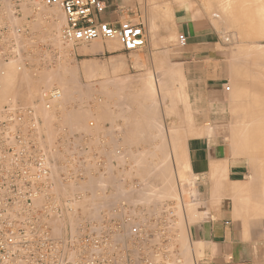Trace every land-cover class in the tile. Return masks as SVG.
<instances>
[{"label":"bare ground","instance_id":"6f19581e","mask_svg":"<svg viewBox=\"0 0 264 264\" xmlns=\"http://www.w3.org/2000/svg\"><path fill=\"white\" fill-rule=\"evenodd\" d=\"M37 1V0H36ZM42 4H44V5H46V7L47 6H57V7H47V9L45 8V7H43V5L42 6H39L40 4H38L37 2H32V1H30V0H25L24 2H22V4H21V6L23 7V13H28L29 14V12L31 11L28 7H27V4H28V2H31L32 3V5L33 6H36V9L38 10L37 12L39 13H41L42 14V12L45 14V16H46V13H45V11H47L48 10V8L49 9H51V12L49 11V14L47 15V16H49V17H47V18H49L50 19V22H49V24H48V27H47V30H45L44 31V33H42L41 34V36L42 35H45V37H46V39L47 38H49V39H47L48 41L49 40H52V42L53 41H57L56 43H59V41H60V43H61V40L63 39L64 41H66V42H68V43H72L73 45H75V44H78L76 47H72L71 45H68L69 46V50H68V53H71L73 50H75L76 48H79L80 49V51H83L84 53H91V54H99V53H103V51H104V47H105V45L107 46V48H109V50H111V52H109L108 50V53H113L112 51L113 50H117V49H119V47L121 46V49L122 50H124V51H127V52H134V51H140V49H142L144 46H145V44H146V30H145V28L143 27V25L142 24H139V23H135V22H131L129 19H127V18H125L124 20H122L120 23H123V22H128V23H130V24H138V25H141V28H142V31H143V37H144V44L141 46V47H139V48H137V49H135V50H126V49H124V47L122 46V44H121V42L119 41V39L118 38H116V37H112V38H105V37H96V38H92V39H88V40H83V39H76V40H73V39H71V40H65L64 38H63V30H64V28H65V26H66V20H65V14H64V11H63V9H62V7L58 4V3H53V4H47V3H45L43 0H39ZM177 1V0H176ZM262 0H199V2L198 3H196V1L194 0H192L190 3H192L191 5L189 4V2H187V3H185V6L183 7L182 6V8H178V9H176V7H175V10H174V16H176V15H178V18H179V21L181 20V21H183V20H187V19H191V18H198V17H205V15L207 14L208 16H209V21H211L212 22V24L214 25V27L215 28H217V29H222V28H220V26H227L228 28H229V26H235L236 28H238L239 30H238V32L239 31H241V33L242 34H240V36L242 35L243 36V38L242 39H246V38H249L250 40H251V42H253V39H255V38H253V39H251V33H253V35H254V31L258 28V29H262V27L261 26H259V27H257L258 25H261V23L262 22H264V1H262ZM260 2V3H259ZM4 4V5H3ZM12 5H13V3H11ZM173 4V3H172ZM179 4V3H178ZM183 4V3H182ZM187 4V5H186ZM5 5H9L8 4V2H7V4H6V2H4V0L2 1V0H0V22H2V25L1 26H3V27H1L0 29H3L4 30V32H6L7 30H9V28H11V27H9V26H7L5 23L6 22H4V14H5V17L7 18V21H10L9 23H11L12 25L14 24V25H17V27H18V29H19V31L20 32H22V31H24L25 29L27 30V26L24 24L25 22L22 20V19H19V17H17V15L15 14V11H13V10H11V12H10V10H8L9 12H10V15L9 16H7V14L8 13H6L5 12V10L7 9L6 7L7 6H5ZM165 5H166V3H165ZM180 5H181V3H180ZM179 5V6H180ZM260 5V7L258 8V6ZM2 6H5L4 8L5 9H2L3 7ZM163 6H164V4H163ZM167 6H169L168 8H170V5L168 4V5H166V7H164V9L165 8H167ZM174 6H175V4H174ZM179 6H177V7H179ZM257 6V7H256ZM11 7V6H10ZM162 7V6H161ZM160 7V8H161ZM181 7V6H180ZM254 7H255V9H254ZM261 7H263L262 9H260ZM60 8L62 9V13L64 14V21H63V23H64V25L63 24H61L62 22H60L59 24L57 23V21L55 22L54 21V17H56L57 19L58 18H60V16L59 15H62L61 16V18L60 19H62L63 18V14L61 13V11H60ZM22 9V8H21ZM35 9V8H34ZM154 9V8H153ZM157 9H158V7H157ZM163 9V7L161 8V10ZM173 9H174V7H173ZM148 10V9H147ZM170 10V9H169ZM154 11V10H153ZM156 11V10H155ZM163 11V10H162ZM161 11V12H162ZM168 11V10H167ZM60 12V13H59ZM159 12H160V10H159ZM170 12V11H169ZM175 12H178V14H176ZM48 13V12H47ZM30 14H31V12H30ZM163 14H167V12H164ZM25 15V14H24ZM32 15V14H31ZM36 15V14H35ZM43 15V14H42ZM170 15V14H169ZM44 16V17H45ZM156 16V15H155ZM143 18V17H142ZM152 18V17H151ZM169 18H172V17H170L169 16ZM167 19V18H166ZM38 20V19H37ZM169 20V19H168ZM60 21H62V20H60ZM38 22H40V21H38ZM38 22L37 23H35V24H37L38 25ZM58 22H59V20H58ZM8 23V22H7ZM34 23V22H33ZM45 23H47L46 21H45ZM106 23H108V22H106ZM119 23V24H120ZM4 24V25H3ZM31 24V23H30ZM110 24V23H109ZM119 24H118V26H119ZM34 25V24H33ZM39 25H40V23H39ZM38 25V26H39ZM43 25V24H42ZM59 25H63V27H62V30L61 31H59ZM113 26V25H112ZM118 26H114V27H118ZM152 26V25H151ZM263 27H264V25H262ZM32 27V26H31ZM35 27H36V25H35ZM16 28V27H15ZM14 28V29H15ZM38 28V27H37ZM36 28V29H37ZM44 28V27H43ZM17 29V30H18ZM31 30V28H29L28 27V30ZM33 29H34V27H33ZM39 29V28H38ZM16 30V29H15ZM225 30V29H224ZM262 30H264V29H262ZM11 31V29L9 30V32ZM43 31V30H42ZM174 31V30H173ZM258 31V30H257ZM11 32H14V31H11ZM17 32V31H16ZM26 32V31H25ZM61 32V37H62V39L60 40V37H59V33ZM225 32V31H224ZM228 32V31H227ZM28 33V32H27ZM33 33V32H32ZM221 33V32H220ZM259 33H260V31H259ZM13 34H15V33H13ZM12 34V38L13 39H11V40H9V42H6L7 44L6 45H2L1 43V47H0V49H2L3 51L2 52H0V57L2 58V60L0 59V101H1V98H3L2 97V95H3V93H9V95L8 96H6L5 97V99L3 100L4 101V103L0 106V122L2 121V123H3V125H4V127H5V129H7V132H6V134L4 135V140H3V142H4V145H3V147H4V149H2V152H1V155H3L8 161H5L4 162V165L6 166V168L7 169H9V170H13L14 168H18V170H24V171H28L29 169H31L32 167H40V173H38V174H36V176L33 178V179H31V180H28V181H23V180H21V179H18L16 182H17V184H18V186L20 187V193H19V197H20V200L18 201V204H26V203H28L29 201L30 202H33V204H35V206L37 207L35 210L36 211H31V212H29V213H26V215L27 216H25L26 217V219H24V220H22V225H24V226H26V227H28L29 228V231L31 232V233H34V234H49V236H50V238L51 239H53V240H55V241H60L62 244H63V247H62V249L65 251V254H66V259H68L69 260V262H68V264H76L75 263V259H77L78 257H79V254H80V252L82 251V249H84L86 246H89L88 248H85V250L86 251H90V250H94V247L93 246H91V245H84V246H78V244H76L75 243V241L73 240V238H72V236L74 235V234H77V235H79V236H83V235H85V234H99V230L100 231H107V243H109V242H119V243H121V245H122V247H118V250H117V253L119 254V261H118V264H135L137 261H136V258L134 259L136 262L135 263H133L134 261H133V258H132V256H133V251L135 250V251H137V254H138V252L140 253V255L138 254V256H139V259H138V263L139 264H152L153 263V261H151V262H149V261H146V259L144 258V260H142V257H145L144 255V253L145 252H142L141 250H142V248L141 247H138V246H136V244L137 243H140V244H142L143 246L146 244V240H147V242L149 243V245H148V249L147 250H151V248L153 249L154 248V246L152 245L153 243H150L151 242V239H152V236L154 237V234H150V235H148V237H147V239H146V237H145V234H143L142 236H140L139 234H137V232H139L140 231V225L139 226H135L134 224H136V223H138V222H136V223H132V222H134V221H137V219L136 220H134V221H131L132 219L130 218L129 220H127L126 221V219H125V221L126 222H128L127 223V225L129 226H132V224L134 225V226H132L130 229H127L125 232H127L128 230V232L126 233V236L127 235H129L130 237L129 238H131V240H129L130 241V243H127V244H123L122 243V239L120 238V236L121 235H124V233H120V234H117L118 233V231H119V228L121 229L122 227H123V225H122V223L120 224L118 221L123 217V215H122V217L121 216H116V211H117V213L118 212H120V211H122V208L124 207V203H122V201H121V203H120V205L118 204V206H119V209L118 208H115V210L114 209H111V210H109V206H107L106 208H105V210H104V205H107L108 203H106L105 202V200L104 201H102V203L104 202V203H106V204H101V202L100 203H98V202H96V201H93L92 199H94V198H97V197H100V195L98 196L97 195V197L95 196L96 194V189H95V191H93L92 192V196H95V197H92L91 196V191L92 190H94V189H92L91 191L90 190H87L88 188L90 189L91 187L90 186H86L87 188H84L85 190H87V191H89L90 192V194H89V198H91L90 199V201L92 200L93 201V203H97V204H95L96 206L97 205H99L100 204V208H102V210H104V211H102V213L101 214H99L98 213V210H95V212H94V214H92V210H94V209H97L99 206H95V205H93V203L92 204H90L91 202H89V201H87L88 203H86V202H84L86 199H87V197H86V199L83 201H81V202H84V203H86L85 204V209L87 208V207H89V205L87 206V204H90V206L91 205H93V206H95V208L94 209H92V210H88L91 214H90V216L91 215H95V216H93V218L94 217H96V219L95 220H93V218H92V216H91V220H88L89 218H87V219H85L84 217H81V218H84V220L85 221H83L82 219H75V220H78L79 222L78 223H75V221L74 222H72V223H75L74 225H75V227H71V228H73V230L71 231L70 230V232H66L67 234H65V233H60V232H58L59 231V228H60V226L62 227V225L63 224H61L62 222H61V220H60V226H57V227H59V228H57L58 230H56L55 229V221H52L53 220V218H54V220H56L55 218H57L56 217V213L58 212L59 213V211L60 210H62L61 208H60V205L58 204V197L59 196H57L56 194H55V192H57L58 194H62V196H63V193L65 194V191H67V188L68 187H66V185H68V183H69V181L74 177V176H78L80 179H84L83 178V175L85 174V176H87V174H89L88 172H90V170H85L86 172H84V169H82L81 167H79L80 166V164L81 165H83L82 163H80L79 164V166H78V164H77V162H78V159L77 158H79V157H76V159H75V157L73 158V157H70V155L69 154H62L60 151L62 150V149H64L63 147H62V149L60 150V151H58V152H56V151H53L52 150V144H51V140H52V136H50L51 135V131H49L47 128H49L50 126H49V124L50 125H52V123H54L55 122V119H54V117H56V114H58L59 116H63L64 118H65V115H63L62 113L63 112H61L62 110H64L61 106V103H64V102H62V99L63 98H65V97H63L62 98V93H64V94H67L68 92L70 93L71 92V89L70 88H72V86H73V84H72V86L70 87V84H69V81L70 82H72L71 80H69V78H70V76H68L67 75V73H69L70 75L71 74H75L76 73V71H77V69H80V71L81 72H83V74L85 75V76H87V77H93V76H104V75H113L114 73H116V72H118V71H120L121 72V70H124V69H127V58L126 57H124L123 55H118V57H113V58H111V59H109V60H105V59H87V60H82L81 61V63L79 64V65H73L72 63L71 64H67V63H65V62H63V63H61L62 64V66H61V71H59V73L58 72H56L57 71V69L52 73H49V71L47 72H45V70L43 69V70H37L36 68H33L32 69V67H31V69L30 68H27V66H25V65H23L22 63H21V60L23 59H21L20 58V51L18 50L19 48V46L21 45V42H20V39H21V41L22 40H24V38H26L27 36H23V39H22V35H24L23 33H19L21 36V38L19 39V38H17V39H14L15 37V35H13ZM18 34V33H17ZM18 34V35H19ZM30 35H32L31 34V32L29 33ZM174 34H176V31L174 32ZM180 34H182V33H179L178 34V36H177V42L179 43V48L180 47H184L185 45H186V42H187V38H186V36L184 35V34H182L183 36H185V38H186V41H185V44L184 45H182L181 46V40L179 41V35ZM222 34V33H221ZM6 35V34H5ZM4 35V36H5ZM17 35V36H18ZM28 35V34H27ZM234 35V34H233ZM10 36V35H9ZM34 36L35 35H33V38H34ZM36 36H38L37 34H36ZM256 36V35H255ZM259 36V35H258ZM261 36V35H260ZM30 37V36H29ZM38 37H40V35L38 36ZM43 37V36H42ZM42 37H41V39H42ZM44 37V38H45ZM173 37L174 36H171V35H168V40L169 41H167L166 43H168V44H166L165 43V45H164V47H166V48H163V51H164V53H163V51L162 50H159V49H157L156 51H155V53L158 55V53H161L160 51H162V53L164 54V55H166L167 56V54L169 53V51H170V49H172V45H174V43L172 44V42H173ZM254 37V36H253ZM7 40H8V38H7V36L5 37ZM4 38V39H5ZM31 38V37H30ZM260 38V37H259ZM1 39V38H0ZM36 39V38H35ZM40 39V38H39ZM100 39V40H99ZM27 41H28V44L30 43V45H32L31 43H32V40H30V39H26ZM25 40V41H26ZM44 40V39H43ZM257 40V39H256ZM1 41V40H0ZM31 41V42H30ZM46 41V40H45ZM104 41H105V44H104ZM174 41H176L175 39H174ZM234 41V40H233ZM51 42V43H52ZM26 42H24V44H25ZM36 43V42H35ZM34 43V44H35ZM55 43V42H54ZM59 43V44H60ZM58 44V45H59ZM258 44V43H257ZM263 44V43H262ZM262 44H261V46H262ZM30 45H27V47L28 46H30ZM60 45H62V44H60ZM241 45V44H240ZM243 45V44H242ZM241 45V46H242ZM247 45V44H246ZM64 46V45H63ZM62 46V47H63ZM167 46H169L170 48H167ZM232 46V45H231ZM235 46V45H234ZM233 46V47H234ZM254 47V46H258V45H256L255 43H250V45H249V47ZM55 47V46H54ZM146 47V46H145ZM148 47V46H147ZM230 47V46H229ZM243 47H244V45H243ZM263 47H264V44H263ZM178 48V47H177ZM258 48L259 47H257V49L255 48V50H258ZM260 48H262V47H260ZM239 49H242V48H239ZM245 49H247V48H245ZM30 50V49H29ZM243 50V49H242ZM251 50V49H250ZM249 50V51H250ZM252 50H254L253 48H252ZM261 50V49H260ZM260 50H258L257 52H260ZM19 51V52H18ZM233 51H234V49H233ZM235 51H237V49H235ZM235 51L233 52L234 53V55L236 56H238V54H240V52H239V50L235 53ZM241 51V50H240ZM244 51V50H243ZM246 52L248 51V50H245ZM13 52V53H12ZM230 52H231V49H230ZM242 52V51H241ZM35 53V52H34ZM232 53V52H231ZM243 53H245V52H243ZM242 53V54H243ZM261 53V52H260ZM262 53L264 54V50L262 51ZM31 54V53H30ZM64 54V53H63ZM163 54H161L162 56H163ZM242 54H241V57H243L242 56ZM252 54H253V52H252ZM15 55V58H12V59H10V60H8V61H6L10 56H14ZM131 55V54H130ZM230 55V54H229ZM232 55V54H231ZM249 55V54H248ZM256 55V54H255ZM258 55H259V53H258ZM257 55V56H258ZM262 55V54H261ZM258 56L259 57V59H260V57H263V56ZM160 56V55H159ZM166 56H165V59H167L166 58ZM249 56H251L252 57V55H249ZM248 56V57H249ZM26 57V56H25ZM28 57V56H27ZM30 57V56H29ZM164 57V56H163ZM231 57V56H230ZM229 57V58H230ZM247 57V56H246ZM255 57V56H254ZM258 57H256V59L255 60H257V58ZM131 58V61L134 63L133 65H135L136 63L137 64H139V62L142 60L141 58V56L139 55V54H136V55H132V57H130ZM160 58V57H159ZM232 58H234V56H232L230 59H231V61H230V59L228 60V62L230 61V64H228L229 65V72H228V75H229V73H230V75L228 76V77H230L231 76V80H232V84L233 85H231L232 87H233V89H232V98H233V94L234 95H236V93H238L237 91H236V89H238V88H240V86L242 87V86H244L241 82H239V78H241L242 77V73H243V71L246 69V65L244 66V70H242L241 68H239L240 66L241 67H243V65H238V62L237 61H242V59L244 58H242V59H236V57L234 58V59H236V60H232ZM163 59V58H162ZM258 59V60H259ZM33 60H35V59H33ZM37 60V59H36ZM140 60V61H139ZM157 60H158V58H157ZM254 59L252 58V61H253ZM255 60L253 61V62H255ZM262 60H264V57L262 58ZM39 61V60H38ZM41 61H43V60H41ZM160 61V60H159ZM166 62L168 61V60H165ZM239 62V63H242V62ZM245 61V60H244ZM259 61H261V60H259ZM23 62V61H22ZM36 62V61H35ZM246 62H248V61H246ZM245 62V63H246ZM257 62V61H256ZM170 64L172 63V62H169ZM169 63H167V66H165V67H163V71L161 72V74L160 75H158V76H153L152 75V79H150V80H141L142 79V77H143V79H144V76H142V75H140L141 76V79H140V81H138L137 79H135V81H134V78H133V80L131 79V80H127L128 82H132L133 84H138V85H140L139 87H141V90L143 91L142 93H144V94H146L147 95V97L148 98H150L149 100L148 99H146V97H145V95H144V97L145 98H143V102L145 103V101L146 100H148L149 101V103H148V101L146 102V106H147V104H151V105H154L155 107L159 104V103H162L163 104V106H162V114L164 115V114H170V113H172L174 116H176V118L178 119V120H180V124L178 123L177 125H175V124H170L169 125V127H165L166 128V130L168 129L169 130V132H173V131H175L177 128H180V127H184V128H186V130H188V134L189 135H193V137L194 136H197V138L198 139H200L201 137H203V136H206V137H208V138H210L209 136L210 135H215V134H219V133H226L225 132V128H228L229 126H231V125H233V126H237L236 128H235V130H234V127L232 128L234 131H232V129H231V135L232 136H230L229 138L231 139L230 141L231 142H229V144H227V152H225V155H226V157L224 156V158L222 157V160L221 161H219V162H217V163H215V164H210L211 163V161L209 162V164H208V162H207V164L208 165H210L209 166V171H210V173H211V175L213 176L212 178H214V180L216 181V184H218V186H219V190H218V188H216L217 189V191H215L216 192V194H218V195H221V197H222V193L220 194V192L219 191H222L223 190V188H225V185L223 186L222 184V178L224 177V178H226V171H227V157L230 155V156H238V155H241V157L242 156H244L245 157V160H246V162L245 163H247L249 166H250V169H248V170H250L252 173H251V175L254 177V176H256L257 174H264V104H260L259 105V103H261V101H263L264 100V98L263 99H261V101L259 102V99H258V101L257 102H259V103H257L258 104V106H255L254 105V107H251V109L249 110V109H247L246 111V113H245V110L244 109H242L243 111V113H245V115H244V120L243 119H241L243 122H240V123H232V121L228 124V125H226V123L225 124H222V125H216V124H214V122L212 123V120H211V118H209V120H205V121H203L202 122V125L203 126H205V127H207L205 130H203V131H205V132H198V128H197V126H196V124H195V122H194V120H193V118H192V116H191V114H190V111H189V98H188V94H187V89H186V84H185V81H184V76H183V74L181 73L182 72V70H180V65L179 66H169ZM244 63V64H245ZM249 63V62H248ZM258 63V62H257ZM263 63V62H262ZM50 64V63H49ZM174 63H172V65H173ZM178 64H181L180 62L178 63ZM177 64V65H178ZM250 64H252V62L250 63ZM142 65V64H141ZM34 66H35V64H34ZM249 66H251V65H249ZM253 66H254V64H253ZM253 66L251 67V68H253ZM255 66H256V63H255ZM178 67H180V68H178ZM257 67V66H256ZM259 67H261L260 66V64H259ZM259 67H258V70H259ZM46 68V67H45ZM247 68H249V67H247ZM262 70H263V68H261ZM47 70H49V69H47ZM51 70V69H50ZM59 70V69H58ZM149 70V69H148ZM241 70V71H240ZM248 70V69H247ZM250 70V69H249ZM249 70H248V72H249ZM255 70V69H254ZM52 71V70H51ZM246 71V70H245ZM245 71H244V73H243V75H247L246 73H245ZM251 71V70H250ZM253 71V70H252ZM256 72H257V70H255ZM254 71V72H255ZM260 72H263V71H261V70H259ZM56 72V73H55ZM247 72V71H246ZM253 72V73H254ZM148 73V72H147ZM150 74V73H149ZM251 73L249 72V75H250ZM256 74V73H255ZM258 74V73H257ZM261 74V73H260ZM77 75V74H76ZM129 75V74H128ZM151 75V74H150ZM248 75V76H249ZM72 76V75H71ZM84 76V77H85ZM127 76V75H126ZM258 76V75H257ZM73 77V76H72ZM75 77H77V76H75ZM260 77V76H259ZM115 79H116V77H114ZM124 78H126L125 76H124ZM247 78V77H246ZM257 78V77H256ZM255 78V79H256ZM68 79V80H67ZM71 79V78H70ZM119 79V78H118ZM243 79V78H242ZM254 79V78H253ZM258 79V78H257ZM261 78H259V80H260ZM111 80H112V78H111ZM111 80H107L108 81V84H109V82L111 81ZM126 80V79H125ZM241 80V79H240ZM246 80V79H245ZM248 80V79H247ZM250 80V79H249ZM262 80H264V78H262ZM261 80V81H262ZM113 81H115V82H117V80H113ZM126 81V82H127ZM114 82V83H115ZM125 82V81H124ZM252 82V81H251ZM107 83V82H106ZM114 83H112V81H111V84L110 85H114ZM117 83H121L122 85L124 84L123 83V80H119ZM131 83V84H132ZM257 83V82H256ZM255 83V84H256ZM258 83H259V81H258ZM262 83V85H263V82H260L259 84H261ZM120 84V85H121ZM133 84H132V86H133ZM53 85H57V86H55V87H53L52 88V86ZM95 85V84H94ZM115 85H118V84H116L115 83ZM122 85L120 86V88L118 87V89L120 90V89H122L123 90V88H121L122 87ZM129 85V84H128ZM127 85V86H128ZM252 85H253V83H252ZM251 85V86H252ZM261 85V86H262ZM93 86V83H92V85H91V87ZM126 85L124 86V91L126 90V87H127ZM131 86V85H130ZM255 86V85H254ZM253 86V87H254ZM258 86H260V85H258ZM260 86V87H261ZM51 87V88H50ZM102 87V86H101ZM107 87V86H106ZM111 87H113L114 88V86H111ZM135 87V86H134ZM137 87V86H136ZM249 87V86H248ZM259 87V88H260ZM49 88V89H48ZM93 88V90H94V87H92ZM108 88V87H107ZM116 88V87H115ZM128 88V87H127ZM131 88H133V87H131ZM263 88L264 87H262V90H263ZM34 89H38L37 90V92L39 93V94H36V97L38 98V100H37V102L38 103H34V104H31V105H28V102L26 101V103H27V105H25L24 103H25V101H24V99H26L25 97H27L28 95H29V93L31 94V92H34L35 90ZM81 89V88H80ZM80 89H79V91H80ZM84 89H86V88H84ZM88 89V88H87ZM97 89V88H96ZM103 89V88H102ZM117 89V88H116ZM116 89H114V90H116ZM130 89V88H129ZM137 89H138V87H137ZM34 90V91H33ZM73 90H74V88H72V92H73ZM112 90V89H111ZM118 90V91H119ZM132 90V94L134 93L133 91H134V89H131ZM239 90V89H238ZM252 90H253V88H252ZM257 90V89H256ZM260 90V89H259ZM83 91V90H82ZM117 91V90H116ZM116 91H115V93H116ZM117 91V92H118ZM130 91V90H129ZM128 91V92H129ZM137 92H135V94L134 95H136L137 94V96L139 95V92H138V90H136ZM255 91V90H254ZM264 91V90H263ZM71 92V93H72ZM89 92V91H88ZM87 92V93H88ZM96 92V91H95ZM94 92V93H95ZM105 92H106V90H105ZM108 92H111L110 90L108 91ZM121 92V90L118 92V93H120ZM71 93H70V95H71ZM76 93V92H75ZM79 93V95H81L83 92H81V94H80V92H78ZM86 92H84V94H85ZM99 93V92H98ZM121 93H123V91L121 92ZM120 93V94H121ZM124 93H127V92H124ZM123 93V94H124ZM244 93H246V91L244 90V91H241L240 92V94H238V95H236V97H237V99L238 98H240V96L242 95V94H244ZM248 93H250V92H248ZM260 93H261V91H260ZM263 93V96H264V92H262ZM89 94V93H88ZM109 95H110V93H108ZM117 94V93H116ZM122 94V95H123ZM129 94H130V92H129ZM128 93H127V96L129 95ZM251 94H252V92H251ZM259 94V93H258ZM7 95V94H6ZM19 96L20 97V100L18 99V98H16L15 96ZM33 95V94H32ZM31 95V96H32ZM92 95V94H91ZM126 95V94H125ZM249 95V94H248ZM253 95V94H252ZM256 95V94H255ZM3 96H5V95H3ZM66 96V95H65ZM74 96V95H73ZM93 96V95H92ZM95 96V95H94ZM119 96V95H118ZM124 96V95H123ZM130 96V95H129ZM143 96V95H142ZM250 96V95H249ZM262 96V97H263ZM35 97V98H36ZM67 97H68V94H67ZM70 97V96H69ZM107 97V96H106ZM134 97H136V96H134ZM235 97V96H234ZM257 97H259V95L257 96ZM261 97V96H260ZM21 98H22V100L24 101H22L21 102ZM29 98V97H28ZM30 98H32V99H34L35 100V98H33V97H30ZM76 98V97H75ZM81 98V97H80ZM89 99H90V97H88ZM120 98V97H119ZM118 98V99H119ZM121 98H124V97H121ZM125 98H127L128 99V97H125ZM125 98L123 99V101L125 102ZM133 98V97H132ZM132 98H130L129 97V99H131V100H134V99H132ZM139 97H137L136 98V101L137 100H139L138 99ZM166 98H167V100H166ZM246 98V97H245ZM251 98H252V96H251ZM254 98V97H253ZM67 99H70V98H66V100ZM82 99V98H81ZM81 99H79V100H81ZM94 99V98H93ZM117 99V98H116ZM116 100V101H119L120 102V100H122V99H120V100ZM144 99H146V100H144ZM236 99V100H237ZM242 99H244V98H242ZM247 100H246V102L247 101H249L250 102V99H248V98H246ZM27 100H29V99H27ZM66 100H64V101H66ZM70 100H75L74 99V97H73V99H72V97H71V99ZM95 100V99H94ZM131 100L129 101V103L131 102ZM151 100V101H150ZM31 101V100H30ZM33 101V100H32ZM96 101V100H95ZM126 101H128V100H126ZM239 102H237V103H240V99L238 100ZM243 102L245 101V99L244 100H242ZM251 101L253 102V103H255V99L253 100V99H251ZM2 102V101H1ZM68 102L70 103V101L68 100V101H66V103L68 104ZM72 102V101H71ZM75 102V101H74ZM124 102H122V104L124 103ZM133 102V101H132ZM131 102V103H132ZM141 102V101H140ZM159 102V103H158ZM242 102V103H243ZM252 102H251V104H252ZM32 103V102H31ZM86 103V102H85ZM125 103H127V102H125ZM124 103V104H125ZM128 103V104H129ZM130 103V104H131ZM135 103H137V102H135ZM139 103V102H138ZM158 103V104H157ZM232 103H234V100H233V102ZM242 103H240L241 105H242ZM263 103V102H262ZM80 104L81 103H79V107H80ZM118 104V103H117ZM127 104V105H128ZM134 102L132 103V105H129V107L130 106H132V108H133V112H135V110H137V109H141V108H135L134 109V107L136 106V104H134ZM142 106L141 107H143V103H140ZM139 104V105H140ZM247 104V103H246ZM71 107H72V105H74V103L72 102V104H69ZM69 105L67 106V107H69ZM82 105V104H81ZM84 105V104H83ZM119 105V104H118ZM126 104H125V106H127ZM234 105H235V103H234ZM248 105V104H247ZM64 106H66V105H64L63 104V107ZM75 106L77 107V104H76V102H75ZM125 106L123 107V108H125ZM237 107H238V105H236ZM236 106H234V107H236ZM240 106V105H239ZM83 107V106H82ZM86 107H88V106H86ZM117 107V106H116ZM121 107V105L119 106V108ZM129 107H127L124 111H126L127 109H129ZM139 107V106H138ZM152 107V106H151ZM154 107V109L156 110V108ZM232 107H233V105H232ZM236 107V108H237ZM241 108H242V106H240ZM245 107V106H244ZM243 107V108H244ZM66 108V107H65ZM75 108V107H74ZM78 108V107H77ZM145 108V107H144ZM147 108H148V106H147ZM235 108V109H236ZM71 109V108H70ZM78 109H80V108H78ZM82 109V108H81ZM112 109V108H111ZM122 109V108H121ZM121 109H120V112H121ZM152 109V108H151ZM150 109V107H149V109L147 110V109H141V111L142 110H147V111H149V110H151ZM69 110V109H68ZM67 110V111H68ZM73 110V109H72ZM76 110V109H75ZM84 111H86V109H83ZM87 110H88V108H87ZM98 110V109H97ZM118 110V109H117ZM160 110V109H159ZM241 110V109H240ZM65 111V110H64ZM80 111L81 110H79V111H76V112H79L80 113ZM89 111V110H88ZM101 111V108H100V110H99V112ZM123 111V112H124ZM129 112H131L130 110H128ZM139 113L141 112L140 110H137ZM137 111H136V113H134L133 115H131L129 118H131V117H134V115L136 114L137 116H138V114L139 113H137ZM152 111V110H151ZM157 111V110H156ZM155 111V112H156ZM194 111V110H193ZM92 112V111H91ZM94 112V111H93ZM119 112V111H118ZM129 112H127V113H129ZM71 113V112H70ZM72 113H73V111H72ZM82 113V112H81ZM142 114H143V112H141ZM152 113H154L153 111H152ZM64 114H66V112H64ZM74 115L76 114V113H73ZM89 114V113H88ZM96 114V113H95ZM111 114V113H110ZM114 114V113H113ZM123 114H126L125 112L123 113ZM123 114H121V115H123ZM145 114H146V112H144V115H140L139 117L141 118L142 116H145ZM147 114H148V112H147ZM146 114V117H142L141 119V121H143L144 122V124L143 123H141V124H143V126L144 125H146V126H144V127H142L141 128V124H140V126H138L139 128H138V130L139 131H142L141 133L142 134H147V133H149L148 135H151L150 137L149 136H147V135H145V136H147V137H149L150 139H148V141L151 143L152 141H151V137H152V134H155V133H151L152 131H151V129L150 130H147V131H149V132H147L146 131V129H149L148 128V126H150V124L152 123L151 122V118L153 117L154 118V122H156L158 119H160V118H158L159 116H158V111L155 113V114H151V113H149L150 114V116H151V118H150V116H149V114L147 115ZM233 114V113H232ZM242 114V113H241ZM68 116H69V113L67 114ZM80 115V114H79ZM79 115L78 114H76L75 116H78L79 117ZM82 115H84V114H82ZM82 115L80 116V119H81V117H82ZM91 115V114H90ZM88 116L87 114H86V116L84 115L83 117H84V119H85V117H86V119L84 120V122H86L87 121V119L88 118H91L92 117V119H93V116ZM94 115V114H93ZM112 115V114H111ZM120 115V114H119ZM120 115V116H121ZM135 115V116H136ZM154 115H155V117H154ZM167 115H166V117H167ZM231 115V114H230ZM87 116H88V118H87ZM94 116H97V115H94ZM102 116V115H101ZM105 116V115H104ZM112 116H114V115H112ZM112 116H110L109 115V117H111V118H113ZM117 116H118V114H117ZM124 116H127V115H123V117ZM149 116V117H148ZM162 116V115H161ZM160 116V117H161ZM172 116V115H171ZM63 117L61 118V120L59 119V121L61 122V125H62V123H66V122H68L69 121V124L70 125H66V126H71L72 128H77V127H75V126H73L74 125V122H75V124H76V122H78L77 123V125H79L80 123H79V121H81V120H79V121H77L78 119H75L74 118V116L72 115V117H71V120H73L72 122H71V120H66V122H65V120L63 119ZM98 117V116H97ZM106 118H105V120L108 118L107 117V115L105 116ZM114 117H116V116H114ZM128 117H125L124 119L125 120H127L126 118H128ZM164 117V116H163ZM165 117V118H166ZM73 118V119H72ZM77 118V117H76ZM96 118V117H95ZM110 118V119H111ZM118 118V117H117ZM140 118H137V117H134V118H131L130 120H129V122H128V120H127V122L128 123H134V122H137V120H139ZM158 118V119H157ZM171 118V117H170ZM67 119V118H66ZM68 119H70V118H68ZM92 119H90V120H92ZM156 119V120H155ZM161 119H163V118H161ZM160 119V120H161ZM169 119V118H168ZM76 120V121H75ZM82 120H83V118H82ZM103 120H104V118L102 119V122H103ZM105 120H104V125H106V122H105ZM150 120V121H149ZM153 120V119H152ZM89 121V120H88ZM93 121V120H92ZM107 121V120H106ZM112 121H113V119H112ZM147 121H149V125H148V123H147ZM240 121V120H239ZM56 122H57V120H56ZM83 122V121H82ZM82 122H81V124H82ZM90 122V121H89ZM126 122V123H127ZM139 122V121H138ZM153 122V123H154ZM87 123V122H86ZM109 123L111 124L112 122H111V120L110 121H108V124L106 125V126H108L109 125ZM114 123V122H113ZM131 123V124H132ZM145 123H147V124H145ZM160 123H161V121H160ZM175 123V122H174ZM80 124V126L79 127H83V125H84V123L81 125ZM95 124V123H94ZM135 124V126L136 125H138L137 123H134ZM155 124V123H154ZM57 125V124H56ZM55 125V126H56ZM59 125V124H58ZM57 125V126H58ZM76 125V126H77ZM89 125V124H88ZM112 125V124H111ZM133 125V124H132ZM132 125H131V127L129 128V129H131L132 128ZM148 125V126H147ZM152 125V124H151ZM159 125V124H158ZM161 125H163V124H161ZM161 125H159V127H161ZM48 126V127H47ZM84 126H87V125H84ZM106 126H104L105 128H106ZM134 126V127H135ZM164 126V125H163ZM227 126V127H226ZM52 127V126H51ZM53 127H54V125H53ZM60 127V126H59ZM61 127H63V125L61 126ZM61 127H60V129H61ZM68 127H64V128H67L68 129ZM81 127V128H82ZM90 127V126H89ZM94 127V126H93ZM103 127V128H104ZM115 127V126H114ZM155 128H156V126H154ZM159 127H158V129H159ZM177 127V128H176ZM204 127V128H205ZM98 127H96L95 128V130L94 129H92V130H89V132L90 131H92L93 133H94V131L95 132H97L96 131V129H97ZM116 128V127H115ZM127 128L128 127H126V132L128 133L129 131H127ZM136 129H137V126L135 127ZM135 128H133L135 131V133L134 134H136V133H138V131H136V129ZM146 128V129H145ZM150 128H153V126H151ZM162 129L164 128V127H161ZM203 128V129H204ZM50 129V128H49ZM59 129V130H60ZM91 129V128H90ZM100 129V128H99ZM98 129V130H99ZM113 129V128H112ZM125 129V128H124ZM133 129H131V130H133ZM157 129V128H156ZM157 129V130H158ZM162 129H160V131L162 130ZM80 131V130H78V129H75V131ZM100 130H102V129H100ZM105 131H106V129H104ZM164 130V129H163ZM162 130V131H163ZM165 130V131H166ZM185 130V129H184ZM227 130V129H226ZM61 131H62V129H61ZM60 131V132H61ZM67 133L66 134H72V132L74 131H72L71 130V128H70V131L71 132H68L69 131V129L68 130H65ZM65 131H62L61 133H63L64 132V134H65ZM85 131V129L83 130V132ZM103 131V130H102ZM159 131V130H158ZM165 131H163L162 133L164 134L165 133ZM228 131V130H227ZM54 132H57L56 130H54ZM82 132V131H81ZM86 132V131H85ZM106 132H108V131H106ZM106 132H102V133H106ZM111 132V131H110ZM115 132V131H114ZM125 132V133H126ZM145 132H147V133H145ZM167 132V134H168V131H166ZM229 132H230V130H229ZM59 133V132H58ZM58 133H57V135H58ZM61 133H59V134H61ZM79 133V132H78ZM91 133V132H90ZM92 133V134H93ZM126 133V134H127ZM130 133V132H129ZM128 133V134H129ZM131 133H132V131H131ZM140 133V134H141ZM158 133V132H157ZM161 133V132H160ZM161 133V136H163V134ZM184 133H186L187 134V132L185 131ZM65 134V135H66ZM75 134V133H74ZM86 134H88L87 132H86ZM100 134V133H99ZM106 134H108L109 135V133H106ZM106 134H103V135H106ZM139 134V133H138ZM170 134V133H169ZM229 134V133H228ZM53 135V134H52ZM78 135V134H77ZM91 135V134H90ZM94 135V134H93ZM102 135V136H103ZM123 135V134H122ZM137 135V134H136ZM160 135V134H159ZM158 135V136H159ZM172 135V134H171ZM189 135H187V136H189ZM191 135V136H192ZM220 135V134H219ZM219 135H217L218 137H219ZM227 135V134H226ZM54 136H56V134H54ZM69 136V135H68ZM71 136V135H70ZM73 136V135H72ZM101 136V135H100ZM141 136V135H140ZM139 135H138V137H140ZM160 136V137H161ZM173 136V135H172ZM64 137H66V136H64ZM63 137V144H65V143H67V142H65V141H67V140H65V138ZM76 137V139L78 140L77 142H79V140H80V138L78 139L77 137L78 136H75ZM83 137V136H82ZM91 137V136H90ZM135 137V136H134ZM143 137V136H142ZM142 137H141V139H142ZM146 137V138H147ZM164 137V136H163ZM213 137H215V138H218V137H216V136H213ZM221 137V136H220ZM67 138V137H66ZM104 138V137H103ZM144 138V137H143ZM172 137H170V139H171ZM208 138H207V140H208ZM214 138V139H215ZM222 138V137H221ZM227 138V137H226ZM56 139H59V136H56ZM61 139V138H60ZM72 139V138H71ZM75 138L73 139V140H76ZM85 139V138H84ZM92 139V138H91ZM135 139V138H134ZM137 139V138H136ZM186 139V138H185ZM89 140H90V138H89ZM97 141H98V139H96ZM126 140V139H125ZM144 140V139H143ZM218 140V139H217ZM223 140V139H222ZM228 140V139H227ZM61 141V140H60ZM59 141V142H60ZM68 141H69V139H68ZM82 141H83V139H82ZM92 141V140H91ZM103 141V140H102ZM109 141V140H108ZM138 141H139V139H138ZM147 141V140H146ZM148 141H147V143H144V144H146L145 146L147 147V146H150V144H148ZM220 141V140H219ZM229 141V140H228ZM62 142V141H61ZM75 142V141H74ZM77 142H75V143H77ZM89 141H87V142H84V144L85 143H88ZM93 142V147L95 146L94 145V143H96V142H94V141H92ZM92 142H90V144L92 143ZM141 143H142V141H140ZM215 142H216V140H215ZM75 143H73V145H72V143L70 144V146L72 145L73 147H74V144ZM98 143H101V144H104V142L102 143L101 141H99ZM165 143V142H164ZM174 143V142H173ZM61 144V143H60ZM78 144V143H77ZM84 144H83V142L82 143H80L79 145H82V147H87V145L86 146H84ZM89 144V143H88ZM127 144V143H126ZM135 145H136V143H134ZM137 144H138V142H137ZM148 144V145H147ZM59 145V144H58ZM68 145H69V143H68ZM67 145V146H68ZM97 145V144H96ZM59 146H61V145H59ZM64 146V145H63ZM67 146H65V147H67ZM102 147H104L103 145H101ZM139 146V145H138ZM152 147H154L153 145H151ZM54 147V146H53ZM80 147V146H79ZM102 147L100 148L99 146H98V148H100V150H102ZM117 147V146H116ZM142 147V146H141ZM141 147H140V151L143 149H141ZM170 147V146H169ZM60 148V147H59ZM58 148V149H59ZM71 147H69V150H71L70 149ZM104 148H106V146L104 147ZM149 148H151V147H149ZM148 148V149H149ZM157 148V147H156ZM166 149V146H165V144L163 145V147H162V149ZM168 148V147H167ZM58 149H56V150H58ZM66 149V148H65ZM75 149V148H74ZM84 148H82V150H80L81 152L82 151H84L83 150ZM96 149V148H95ZM110 150V148H107V150ZM114 149V148H113ZM116 149V148H115ZM114 149V150H115ZM124 149V148H123ZM136 149H138V148H136ZM153 149V148H152ZM155 149V148H154ZM159 149V148H158ZM6 150H10V151H14V153L11 155V154H9ZM68 150V149H67ZM87 148H85V151H84V153H86L87 151ZM89 150H91V149H89ZM99 150V149H98ZM99 150V151H100ZM104 150V149H103ZM107 150H105V151H103V153L104 152H107ZM131 150V149H130ZM74 153L76 152V151H74V150H72ZM80 151L78 150L77 151V154L78 153H80ZM93 150H91V152H92ZM95 151V150H94ZM94 151H93V154H94ZM127 151V150H126ZM138 151V150H137ZM160 151H161V148H160ZM164 152H165V150H163ZM171 151V150H170ZM66 152V151H65ZM115 152V151H114ZM130 152V151H129ZM128 152V153H129ZM142 152V151H141ZM68 153H72V152H68ZM73 153V154H74ZM83 153V152H82ZM83 153V154H84ZM90 153V152H89ZM103 153H102V155H103ZM108 153L110 154V151H108ZM107 153V154H108ZM116 153V152H115ZM117 153H118V151H117ZM132 153V152H131ZM131 153L129 154L130 155V157L132 158V156H131ZM149 153V152H148ZM169 153V152H168ZM76 154V153H75ZM92 154V153H91ZM90 154V155H91ZM97 154H98V151H97ZM100 154H101V151H100ZM100 154H98V155H100ZM111 154H112V151H111ZM127 154V153H126ZM136 154H138V153H136ZM136 154H134L135 156H137ZM141 155H142V159L141 160H143V161H140V162H144V159L143 158H147V157H143V154L142 153H140ZM156 154V153H155ZM175 154V153H174ZM89 155V156H90ZM98 155H96V159L98 160ZM113 155V154H112ZM112 155H110V156H112ZM118 155V154H117ZM117 155H115V157L117 156ZM128 155V156H129ZM134 155H133V157H134ZM152 155L153 156H155L154 155V152L152 153ZM77 156H79V154L77 155ZM81 156V155H80ZM104 156V155H103ZM106 156V155H105ZM119 156H121V155H119ZM123 156H124V154H123ZM126 156V155H125ZM146 156V155H145ZM158 156V155H157ZM25 157H31L32 158V163H30ZM81 157H83V155L81 156ZM87 157H88V155H87ZM87 157H85V155H84V159L86 158L87 159ZM91 157V156H90ZM101 157V159H103V157L102 156H100ZM108 157H109V155H108ZM114 157V158H115ZM129 157V158H130ZM140 157V155H138V158ZM148 157H149V154H148ZM160 157V156H159ZM158 157V158H159ZM162 157H163V155H162ZM173 157H175V155L173 156ZM105 158H107V156L105 157ZM113 158V157H112ZM120 158V157H119ZM127 158V157H126ZM137 158V159H138ZM151 158V157H150ZM154 158V157H153ZM164 158V160H160L161 158H159V160L161 161V165H159V164H157V163H155V165L156 166H158L159 165V167H161L162 169L164 168L165 170H163V172L166 174L165 176H163V180H164V182H163V180L162 179H159V178H157L156 176H154L153 178H154V180L155 179H159L160 180V182H158V183H160V185L159 186H157V185H155V181L153 182L154 183V185H155V187H153L154 185H153V183H150V181H149V183L148 184H152L151 186L152 187H149L150 185H148V184H146V185H148V187L149 188H147V186L146 185H144V186H142V188L143 187H146L149 191H147L146 189H144L145 191H146V193L148 194V192L151 194L152 192V190H156V188H158V189H163L164 187H162V183H165V185H163V186H165V188H167L166 186H169L168 188H170V195L172 196V194H174L175 196H179V200L177 201L178 203H179V205H180V207H181V209H183V210H185L186 211V213H187V216H188V220H186V223H191L192 221H194V220H198V219H202L203 218V216H205V212L203 213V211H204V204L207 202H205L204 204L202 203V206H203V208H202V206H201V202L204 200H202L201 202L199 201V195H201L200 197H203V195H204V197L203 198H205V196H206V194H204V191H203V195H202V192L200 191H196V192H194L193 190H191L190 188H192L193 186L191 185V186H189V188H188V185H190V184H188V182L187 181H184V182H186V184H187V187H184V185L185 184H183L184 182L182 181L181 182V184H183V185H181V187L180 188H176V186H175V178L173 177V174L171 175L170 174V172L172 171V169L169 171V169L171 168L170 166L172 165H170V163L171 162H169V161H171V160H168L167 158V154L163 157ZM208 158V157H207ZM82 159V158H81ZM90 158H88V160H89ZM96 159H94V160H96ZM110 160H111V157L109 158ZM122 159V158H121ZM136 159V158H135ZM136 159V160H137ZM169 159H172V158H169ZM174 160H176L175 158H173ZM253 159H258L257 160V162H252L251 163V161L253 160ZM83 160V159H82ZM82 160H80L79 162H81ZM91 160V159H90ZM117 160V159H116ZM123 160V159H122ZM134 161V162H137V161ZM154 160V159H153ZM157 160V159H156ZM159 160H157V161H159ZM208 160V159H207ZM100 161V160H99ZM98 161V162H99ZM108 161V160H107ZM137 162V164H141L140 162ZM149 158H148V163H149ZM178 161V163H181L180 161H179V159H177L176 160V162ZM93 162V161H92ZM97 162V161H96ZM109 162V161H108ZM117 162H120V161H118L117 160ZM154 162H155V160H154ZM154 162H152V163H154ZM175 162V163H176ZM111 163V162H110ZM121 164H119V165H123L122 164V161L120 162ZM146 163V162H145ZM147 163V164H148ZM159 163V162H158ZM174 163V161H173V164H175ZM177 163V164H178ZM250 163L252 164V167H251V165H250ZM95 164H97V163H95ZM100 164H102V169H103V162H101L100 161ZM117 164V163H116ZM125 164H128L127 162L125 163ZM146 164V165H147ZM176 164V165H177ZM255 166H254V165ZM86 165H87V167H89L88 165H90V166H92V169H93V164L92 163H90V162H86ZM134 165H136V163L134 164ZM133 165V166H134ZM145 165V164H144ZM149 166H152L151 164H148ZM155 165H153V167L155 166ZM176 165L174 166L173 165V168L175 167L176 168ZM182 165H184V164H182ZM181 165V166H182ZM97 166H99V165H97ZM108 166V165H107ZM126 166V165H125ZM130 166H132L131 164H130ZM143 165L141 164V166L140 167H142ZM149 166L147 167L148 168V170L150 171V172H152L151 171V169H149ZM187 166V165H186ZM121 167V166H120ZM124 167V166H123ZM123 167H121V168H123ZM135 167V166H134ZM136 167H139V166H136ZM139 167V169H141ZM159 167H156V168H159ZM86 168V167H85ZM90 168V167H89ZM96 168H99V167H96ZM105 168V167H104ZM125 168V167H124ZM144 168H145V166H144ZM143 167H142V169H144ZM156 168H154L155 170H158L159 171V173H160V168L159 169H156ZM101 169V170H102ZM134 169V168H133ZM135 169H137V168H135ZM154 169H152V170H154ZM100 170V169H99ZM98 170V171H99ZM100 170V173L101 172H103V171H101ZM138 170V169H137ZM147 170V172H146V170H145V173L147 174L149 171ZM174 170V169H173ZM182 170V169H181ZM88 171V172H87ZM109 171H110V169H109ZM183 171V170H182ZM105 172V171H104ZM103 172V173H104ZM118 172V171H117ZM126 172V171H125ZM136 172V171H135ZM134 172V173H135ZM144 172V171H143ZM143 172H139V173H143ZM163 172H161V173H163ZM180 172V171H179ZM178 172V173H179ZM184 172V171H183ZM187 172H188V170H187ZM91 173V172H90ZM94 173V172H93ZM99 173V174H100ZM108 172L106 171L104 174H107ZM130 173H132V172H130ZM134 173H132V174H134ZM158 173V174H159ZM163 173V174H164ZM175 173V172H174ZM186 173V172H185ZM190 173V172H189ZM228 173V172H227ZM126 174H127V172H126ZM136 174H137V172H136ZM144 174V173H143ZM248 174H250V172L248 173ZM91 175V174H90ZM96 175H98V173L96 174ZM121 175V174H120ZM120 175H118V177H120ZM130 175V174H129ZM149 175V174H148ZM151 175V174H150ZM176 175H178L177 173H176ZM209 175V174H208ZM84 176V177H85ZM100 176V175H99ZM98 176V177H99ZM113 176V175H112ZM138 176V175H137ZM93 177V176H92ZM91 177V178H92ZM94 177H95V175H94ZM101 177H104V176H102L101 175ZM106 177H108V175L106 176ZM161 177V176H160ZM176 177V176H175ZM208 177H210V176H208ZM261 177H263V175L261 176ZM79 178L77 179L78 181H80L79 183H84L85 181L84 180H79ZM89 178V177H88ZM97 178V177H96ZM109 178V177H108ZM108 178H107V180H108ZM153 178H150L149 177V179H153ZM177 178H179L180 179V177H177ZM189 178V177H188ZM264 178V177H263ZM86 179H87V177H86ZM85 179V180H86ZM90 179V178H89ZM103 179V178H102ZM114 179H116V183H118V184H116V187H117V185H121L122 186V182L124 181H122V182H120L121 181V178H120V180L118 179L117 180V178H114ZM143 179V178H142ZM183 179H185V178H183ZM72 180H75V178L74 179H72ZM88 180V179H87ZM92 179H90V181H91ZM96 180V179H95ZM97 180H98V178H97ZM113 180V179H112ZM145 180H146V178H145ZM148 180V179H147ZM176 180H178V179H176ZM188 180V179H187ZM213 180V179H212ZM262 180V179H261ZM77 181V182H78ZM89 181V180H88ZM99 181H100V178H99ZM114 181V180H113ZM156 181H158V180H156ZM181 181V180H180ZM180 181H178L177 182V184H179V185H177L178 187L180 186ZM108 182V181H107ZM112 182V181H111ZM120 182V183H119ZM127 182V181H126ZM131 182V181H130ZM143 182H145V181H143L142 180V182L141 183H143ZM152 182V181H151ZM162 182V183H161ZM192 182V181H191ZM241 182H243V181H241ZM246 182V181H245ZM244 182V183H245ZM262 182V186H261V189L262 188H264V179H263V181H261ZM26 183V185H27V189H28V192H25V188H24V190H22V185H24ZM79 183H77V184H75L74 186L76 187V188H78L77 186H78V184ZM92 183V182H91ZM97 183H98V181H97ZM102 183H103V180H102ZM101 183V184H102ZM114 182H112V184H113ZM132 183H135V182H132ZM230 183V182H229ZM244 183H237V182H233V183H231L230 185H229V187H228V190L226 189V192H225V194L224 195H230V196H232V198H235V200L234 199H232V200H234L235 202H236V204H235V202H233L234 203V206H236L235 207V209H237L239 206H240V204L241 203H237V199L240 197V198H242L243 200H244V202L243 203H245V201H246V203H247V201H249V199H250V197L251 196H253V197H255L254 196V194L252 195V194H249L250 192H248V190H249V186L248 185H246V184H244ZM247 183V182H246ZM72 185H73V182L71 183ZM105 184H106V181H105ZM123 184H124V182H123ZM128 184V183H127ZM136 185H134V184H132V185H134V186H138L139 187V189H137V192L138 191H142L141 190V185H140V183H139V185H137L138 183H135ZM192 184V183H191ZM72 185H71V189H72ZM84 185V184H83ZM91 185V184H90ZM95 185H96V183H95ZM115 185V184H114ZM131 185V183H130V187L132 186ZM143 185V184H142ZM73 186V187H74ZM81 186V185H80ZM94 185H92V187H93ZM106 186V185H105ZM124 186L125 187H129V186H126L125 184H124ZM124 186L123 187H117V195L120 193V191H119V193H118V190L119 189H121L123 192H121V193H126V191L124 192ZM157 186V187H156ZM161 186V187H160ZM182 186L185 188V190H183L182 189ZM104 186H102V187H100V188H102V190H104L105 188H103ZM114 187V186H113ZM112 187V188H113ZM116 187H114L113 189H115ZM195 187V186H194ZM252 187V186H251ZM79 188H81V187H79ZM94 188H96V186L94 187ZM100 188L98 187V189L100 190ZM108 188V187H107ZM124 188V189H123ZM165 188L163 189V191L165 190ZM167 188V189H168ZM176 188V189H175ZM186 188H188V190H190L189 192H191V193H195V196H194V194H192L193 196H194V198H193V196L191 195V193L189 194L188 192H186ZM220 188H222V189H220ZM68 189H70V188H68ZM131 189V188H130ZM129 189V190H130ZM134 189V188H133ZM193 189V188H192ZM195 189V188H194ZM198 189V188H197ZM213 189H215V188H213ZM76 190V189H75ZM116 190V189H115ZM125 190H128L127 188L125 189ZM128 190V191H129ZM176 190H178V193H177V191ZM69 191H71V190H68V196H69ZM73 191H74V189H73ZM78 191V190H77ZM82 191H84V190H82ZM87 191H85V192H87ZM101 191V190H100ZM127 191V194H129L130 192H128ZM132 191H135V189L134 190H131V192ZM153 191V192H154ZM159 191V190H158ZM165 191H167L165 194H168L169 193V191L168 190H165ZM193 191V192H192ZM76 192V191H75ZM99 192V191H98ZM109 192V191H108ZM112 192H113V190H112ZM136 192V191H135ZM198 192V194H197V197L199 198H197L196 197V193ZM214 192V193H215ZM93 193H94V195H93ZM110 193V192H109ZM120 193V194H121ZM142 193H145L144 191L143 192H141V193H139L138 192V196H139V194L141 195ZM145 193V194H146ZM158 193V192H157ZM156 192H155V194H153V196H155L154 198L155 199H157V197H159V193H160V191H159V195L157 194ZM162 193V192H161ZM172 193V194H171ZM199 193H201V194H199ZM71 194V193H70ZM78 194V193H77ZM104 194V193H103ZM103 194L101 195V199H102V196H103ZM110 194H112V193H110ZM114 195H116L115 194V191H114V193H113ZM120 194H119V196H120ZM123 194H121V196L120 197H118L119 199H121V198H123L125 195H123ZM126 194V195H127ZM135 194H137V193H135ZM134 194V196H135V199H136V195ZM145 194H143L141 197H140V199H141V201L143 202L144 201V199L145 200H152V199H154V198H148V197H146L145 196V198H143V196L145 195ZM163 194V193H162ZM161 194V195H162ZM209 194H212V193H209ZM263 194H264V192H263ZM67 195V194H66ZM73 195H74V197H75V195L76 194H74L73 193ZM80 195H81V197H82V194L80 193ZM79 195V196H80ZM114 195H111V197H109V199L111 198H113V200H112V203L115 201V199L117 198V196H114ZM122 195H123V197H122ZM131 195V194H130ZM158 195V196H157ZM160 195V196H161ZM191 195V196H190ZM217 195V196H218ZM260 195V194H259ZM71 196V195H70ZM69 196V197H70ZM84 196H85V194H84ZM108 196V195H107ZM115 197V199H114V197ZM129 196V195H128ZM151 196H152V194H151ZM150 196V197H151ZM152 196V197H153ZM157 196V197H156ZM163 197H164V195H162ZM168 196H169V194H168ZM170 196V197H171ZM239 196V197H238ZM264 196V195H263ZM64 197H65V195H64ZM73 197V196H72ZM73 197V198H74ZM165 197H167V195H165ZM219 197V196H218ZM217 197V198H218ZM238 197V198H237ZM73 198H72V201H71V203L73 202ZM125 198H128V197H126L125 196ZM124 198V199H125ZM138 198V197H137ZM161 197H159V199H160ZM169 198V197H168ZM175 198H177V197H175ZM264 198V197H263ZM62 199V198H61ZM67 199V198H66ZM83 199V198H82ZM98 199V198H97ZM123 199V200H124ZM128 199H130V203H131V197L130 198H128ZM139 199V200H140ZM143 199V200H142ZM158 199V200H159ZM162 199V198H161ZM160 199V200H161ZM178 199V198H177ZM202 199V198H201ZM77 200V199H76ZM88 200V199H87ZM137 201H138V199H136ZM239 200V199H238ZM78 202H80V200H77ZM99 201V200H98ZM101 201V200H100ZM107 201V200H106ZM109 201V200H108ZM107 201V202H108ZM111 201V200H110ZM126 201H127V199H126ZM133 201V200H132ZM180 201V202H179ZM240 202H241V200H239ZM254 201V200H253ZM76 202V201H75ZM77 202V203H78ZM81 202L79 203L80 204V206L81 207H83L82 205H81ZM117 202V201H116ZM134 202H136V201H134ZM146 202V201H145ZM68 203H69V201H68ZM74 203V202H73ZM110 203V208H111V205H113L111 202H109ZM137 203H139V201L137 202ZM149 203V202H148ZM256 203V202H255ZM61 204V203H60ZM67 204V201H66V203H65V205ZM126 204V203H125ZM133 204V203H132ZM140 204H142V203H140ZM145 204V203H144ZM143 204V205H144ZM146 204H147V202H146ZM151 204V203H150ZM101 205L103 206V207H101ZM126 205H129V203L128 204H126ZM154 205V204H153ZM162 205V204H161ZM173 205V204H172ZM260 205V204H259ZM71 206H74L75 208H79V207H76V205H75V203H74V205L73 204H71L70 205V203H69V207H71ZM87 206V207H86ZM115 206H116V204H115ZM115 206H113V207H115ZM133 206V205H132ZM136 206V205H135ZM141 206V205H140ZM139 206V207H140ZM156 206V205H155ZM206 206V205H205ZM238 206V207H237ZM262 206V205H261ZM65 207V206H64ZM63 207V208H64ZM80 207V208H81ZM127 207V209H124V211L125 210H127V212H124V211H122V213H126V215H127V213L129 214L130 213V211H128V206H126ZM167 207V206H166ZM80 208H79V210H80ZM93 208V207H92ZM108 208V209H107ZM125 208V207H124ZM246 205H245V208H244V210H246ZM257 209H258V205H257V207H256ZM263 208V207H262ZM74 209V208H73ZM85 209H83L82 208V210H85ZM99 209V208H98ZM118 209V210H117ZM131 209H132V207H131ZM131 209H129V210H131ZM234 209V210H235ZM256 209V210H257ZM67 210H70L69 212H71V214H70V216H69V213H68V211H67V213L66 214H68L67 216V219H68V225H70V217H71V215H72V211H71V209H67ZM82 210H81V212H82ZM107 210V211H106ZM110 212H109V211ZM112 210H114L115 211V214H114V211H112ZM146 210V209H145ZM238 210V211H237ZM236 210V212L238 213L239 211H240V209H237ZM262 210V209H261ZM63 211V210H62ZM66 210H64L63 212H65ZM74 211V210H73ZM77 211V210H76ZM75 211V212H76ZM96 211H97V216H96ZM112 211V212H111ZM172 211V210H171ZM184 211V212H185ZM259 211V210H258ZM61 212V211H60ZM78 212V211H77ZM81 212H79L80 213V215H81ZM149 212V211H148ZM168 212V211H167ZM173 212H174V210H173ZM179 212V211H178ZM260 212H263V216H264V210L263 211H260ZM259 212V213H260ZM84 213V212H83ZM87 213V212H86ZM121 213V214H122ZM138 213H140V212H138ZM144 213H145V211H144ZM143 213V214H144ZM175 213V212H174ZM256 213V212H255ZM62 214H64V213H61L60 214V216L62 215ZM89 213H87V215H88ZM119 214V213H118ZM131 214H133V212L131 211ZM137 214V211H136V213L135 214H133V215H136ZM261 215H262V213H260ZM55 215V216H54ZM76 215V214H75ZM75 215L73 214V216L75 217ZM78 215V214H77ZM86 215V214H85ZM125 215V214H124ZM138 215V214H137ZM140 215V214H139ZM142 215V214H141ZM235 215V214H234ZM83 216V215H82ZM145 216V215H144ZM186 216V215H185ZM238 216V215H237ZM236 216V217H237ZM62 217H64V216H62ZM118 217H121L119 220L117 219ZM127 217V216H126ZM132 217V216H131ZM135 217H138V216H135ZM180 217V216H179ZM59 219H60V217H58ZM72 218V217H71ZM77 218V217H76ZM78 218H80L79 217V215H78ZM124 218H125V216H124ZM133 218V217H132ZM142 218H143V215H142ZM141 218V216H140V219H142ZM183 218V217H182ZM181 218V219H182ZM64 219V218H63ZM62 219V221L64 222L65 220H63ZM134 219V218H133ZM146 219V218H145ZM178 219V218H177ZM204 219V218H203ZM72 220H74V218H72ZM87 220V221H86ZM122 220H123V218H122ZM143 220V219H142ZM179 221H180V219H178ZM115 221L118 223H115ZM54 224H53V223ZM56 222H58L59 223V221L58 220H56ZM70 222V223H69ZM77 222V221H76ZM129 222L131 223V224H129ZM140 222H142V221H140ZM57 223V224H58ZM106 223L108 224V225H106ZM160 223V222H159ZM182 223V222H181ZM88 224H91V226H87ZM115 224H116V227H115ZM126 224V223H125ZM139 224V223H138ZM179 224V223H178ZM73 224H71L70 226H72ZM73 225V226H74ZM122 225V226H121ZM144 225V224H143ZM70 226H68V230H69V227ZM128 226H126L127 228H128ZM181 226V225H180ZM179 226V227H180ZM188 226V225H187ZM41 227L43 228V231L41 232ZM64 227V226H63ZM145 227H147V226H145ZM178 227V226H177ZM184 227V226H183ZM64 228H66V227H64ZM114 228H115V230H114ZM124 228V227H123ZM140 228V229H139ZM144 228V227H143ZM148 228V227H147ZM146 228V229H147ZM186 228H188V227H186ZM149 229V228H148ZM114 230V231H113ZM122 230V229H121ZM124 230V229H123ZM142 230V229H141ZM150 230V229H149ZM152 230V229H151ZM150 230V231H151ZM183 229L181 228V230H180V232L179 233H181L180 234V237L179 238H181L180 240H183L184 241V239H186L185 238V236H186V234L185 233H183V231H182ZM185 230V229H184ZM189 230V229H188ZM188 230H185L186 232L188 231ZM65 231H67V230H65ZM167 231V230H166ZM184 231V232H185ZM159 232V231H158ZM245 233V232H244ZM242 234H243V232H242ZM103 235H105V234H103ZM157 235V234H156ZM190 235V234H189ZM118 236H119V238H118ZM246 236H247V234H246ZM122 237V236H121ZM125 237V236H124ZM123 238V237H122ZM128 238V239H129ZM176 238V237H175ZM246 238V237H245ZM245 238H243V239H245ZM119 239V240H118ZM125 239V238H124ZM127 240V239H126ZM121 241V242H120ZM179 241V240H178ZM126 242V241H125ZM180 242V241H179ZM181 243H183L182 241L180 242V244ZM185 243H186V241H185ZM184 243V244H185ZM128 244H130V245H128ZM180 244H179V247H180ZM187 244H189V243H187ZM105 246H106V244L104 243V245L99 249V247L97 248V250H100L101 251V254L102 255H104V254H107L108 256H109V258H110V255H111V252L113 251V248L111 247V246H109V247H107V248H105ZM181 246H182V244H181ZM199 246H200V244H199ZM131 247H135V249L134 248H131ZM197 247V246H196ZM181 248H184V247H181ZM185 249V248H184ZM202 249V248H201ZM146 250V251H147ZM182 252L184 251V250H182V249H180ZM190 250V249H189ZM193 250L196 252V249L193 247ZM124 251V254L122 255V252ZM180 251V252H181ZM190 252L189 253V251L187 250V252H185L186 253V255H183L185 258H184V260H183V262L182 263H179V264H195V262H196V255L197 254H195V252ZM199 251V250H198ZM149 253V252H148ZM148 253H147V255H146V258H150V254L148 255ZM132 254V255H131ZM180 254H182V253H180ZM179 254V255H180ZM128 256V259L126 260V259H124V258H126ZM135 256H136V254H135ZM147 256H149V257H147ZM156 256H157V254H156ZM176 256V255H175ZM153 258V257H152ZM155 258V257H154ZM150 260V259H149ZM157 260V259H156ZM123 261H124V263H123ZM172 262V261H171ZM137 263V264H138ZM175 263V262H174ZM10 264H24L23 263V261L22 260H17V261H12ZM157 264V263H156Z\"/></svg>","mask_w":264,"mask_h":264},{"label":"rangeland","instance_id":"374dc122","mask_svg":"<svg viewBox=\"0 0 264 264\" xmlns=\"http://www.w3.org/2000/svg\"><path fill=\"white\" fill-rule=\"evenodd\" d=\"M3 1V0H2ZM25 0H4V2H6V4H7V2H8V4L9 5H5V6H7L6 8V10H5V12L6 13H8L7 14V16H9L10 15V12H11V10H13V11H15V14L17 15V17H19V19H22L25 23V25L27 26L26 28H27V30L25 29L24 31H22V32H20L19 31V29H18V27H17V25H12L11 23H9L10 21H7V18L5 17V14H4V22H6L5 24L7 25V26H9V27H11V28H9V30L11 29V31H14V32H9V30H7L6 32H1L0 31V43L2 44V45H6L7 43L6 42H9V40H11V39H13L12 37V34L13 33H15V34H13V35H15L14 37V39H17V38H21L22 37V39H23V36L25 37V36H27L26 38H24V40H22L21 41V39H20V42H21V45L18 47L19 49V53H20V58L22 59L21 60V63L23 64V65H25V66H27V68H30L31 69V67H32V69L33 68H36L37 70H45V72L47 71H49V73H53L57 68L59 69H57V71L56 72H58L59 73V71H61V66H62V64L61 63H63V62H65V63H67V64H73V65H79L80 63H81V61L82 60H86V59H96V58H101V59H108V58H110L111 56H113V57H118V55H123L124 57H127L128 58V65L126 66L127 67V69H124V70H121V72L120 71H118V72H116V73H114L113 75L111 74V75H104V76H93V77H87V76H85L84 74H83V72H81L80 71V69H77V71H76V73L73 75V74H69V73H67V75L68 76H70V78H69V80H71L72 82H70L69 81V84H70V87L72 86V84H73V86H72V88H74V90H73V92H72V88H70L71 89V95H70V93L68 92L67 94H68V97H67V94H64V93H62V98L63 97H65V98H63L62 99V102H64V103H61V107L65 110H62L61 112H63L62 114L63 115H65V118L63 117V119L65 120V122H66V120H71V117H72V115L74 116V118L75 119H78L77 121H79V120H81V121H79V123L81 124V122H82V124L84 123V125H87V126H84L83 125V127L81 128V127H79L80 126V124L79 125H77V123L78 122H76V124H75V122H74V125L73 126H75V127H77V128H72L71 126H67L68 127V129H69V131L68 132H71L70 131V128H71V130L73 131L72 132V134L70 133V135H76V134H80V135H82V136H86V137H90V136H94V135H97V136H99L100 138H102V139H104L103 138V136H106V135H108V134H106V133H109L110 134V132L108 131V132H106L104 129H105V127L104 126H106L107 124H108V121H110L111 120V122L113 123H115V120L117 119V117H118V119L119 118H121L122 119V121H123V125H124V127L122 128V132H124V133H122L123 135H122V142H118V144H117V150H118V153L116 152V154L114 153V152H112V154H111V152H110V154L108 153H106L105 155L107 156V158H103V159H101L100 161L101 162H103V169H102V167H101V171H107L108 173L107 174H104L103 172H101L100 174H98V175H96L95 174V171H94V169H92V166H90V165H88L89 167H87V169H85V170H90V172H88L89 174H87V176H85V174L83 175V178L84 179H80L78 176H74L72 179H74L75 178V180H70L69 181V183H68V185H66V187H68V188H70V189H68L67 188V191H65V194L63 193V196H62V194H58L57 192H55V194L57 195V196H59L57 199H58V204L60 205V208L64 211V210H66L65 212H63L62 210H60L59 211V213L57 212L56 214V217L57 218H55L56 220H58L59 221V223L58 222H56V220H54V218H53V220L52 221H55V229L56 230H58L57 228H59V227H57V226H60V220H61V224H63L62 225V227L60 226V228H59V231L58 232H60V233H65V234H67L68 232H70V230L72 231L73 230V228H71V227H75V223H78L80 220L79 219H82L83 221H85L84 220V218L85 219H87V218H89L88 220H91L92 218H93V216H95V215H91L92 216V218H91V216H90V210H92V209H94L95 208V204H97V203H93V201H96V202H98V203H100L101 202V204H103L102 203V201H104L105 199L108 201H106L105 200V202L106 203H108L107 205H104V204H106V203H104L103 205L105 206L104 207V210H105V208L107 207V206H109L108 208H109V210H111V209H114L115 210V208H118L119 209V206L118 205H116L115 206V204H117L116 203V199H118V201H120L119 203H121V201H122V203H124L123 205H124V207L122 208V211H124V209H127V207L126 206H128V211H130V213L128 214L127 213V215H126V213H122V211H120V212H118L117 213V211H116V216L118 215V216H121L122 217V215H123V220H122V218L121 217H118L117 219L119 220L120 218V220L118 221L119 223L121 222L122 223V225H123V227L120 229L119 228V231H118V233L117 234H120L121 232L122 233H124V235H121L120 236V238L122 239V243L123 244H127V243H130V241L129 240H131V238H129L130 236L129 235H127L126 236V233L129 231H127V232H125L127 229H130L132 226H139L141 229H145V230H147V231H150L151 229V231L150 232H152L153 234H154V237L152 236V239H151V242L150 243H153L152 245L154 246V248L152 249L151 248V250H147L144 254V258L146 259V261H149V262H151V261H153V263L152 264H179V263H182L183 262V260H184V256L183 255H186V253L185 252H187V250L189 251V253L191 252H193L194 250H193V247L195 248V246H194V244H192V241H191V238H190V236H189V228H190V226H191V224L195 221H192L191 223L189 222V223H186V220H188V216H187V213H186V211L185 210H183V209H181V207H180V205H179V203L177 202L178 200H179V196H175L174 194H172V196L170 195V188H168L169 186H166L167 188H165V186H163V185H165V183H162L163 185H162V187H164L165 188V190H168L169 191V196H168V194H165L167 191H163V189L161 190V189H158V188H156V190L154 191V190H152L151 192V194H152V196H153V194H155V192L157 193H159V191H160V195L162 194V195H164V197L161 195H159L158 193V195H159V197H161L160 199H159V197H157V199H155L154 197L155 196H151V194L149 193L150 191V189L148 190L147 188H149V187H152L153 185H154V181H155V185H157V186H159L160 185V183H158V182H160V180L159 179H162L163 178V176H165L166 174L163 172V170H165L164 168L162 169L161 167H159V165H161L162 163H161V161L162 160H164V156L167 154V159L168 160H171V161H169V162H171L170 163V169H169V171L172 169V171L170 172V174L172 173L173 174V177L175 178L174 180L176 181L175 183V186H176V188L178 189V188H180L181 187V185H183V184H185L184 185V187H187V184H186V182H184V181H187L188 182V184H190V185H188V188H189V186H193L192 188H190L191 190H193L194 192H196V191H201L202 192V195H203V191H204V194H206V196H205V198H203L204 197V195H203V197H200L201 195H199L198 197L200 198H198L197 197V194H198V192L196 193V197L199 199V201L201 202L203 199V201L201 202V206H202V203L204 204L208 199H207V196L209 195L208 194V192L207 191H205V190H201V189H199V185L197 186V184H196V182H197V178H196V176L194 175H192L191 173H189L190 172V170H189V167L188 166H186L187 164H185V163H183V161L181 160V158H180V156H179V154H180V152H179V150H177L176 149V143H175V134H186V133H184L185 131L187 132V135H189L188 134V130H186V128H184V127H180V128H177L175 131H173L172 133L171 132H169V130L167 129L166 130V128L167 127H169V125L170 124H175V125H177L178 123L180 124V120H178L177 118H176V116H174L172 113H170V114H162V106H163V104L162 103H157L158 105L155 107L154 105H151V104H147V106H148V108H147V106H146V102L150 99V98H148L147 97V95L146 94H144V93H142L143 91L141 90V87H139L140 85H138V84H133L131 81L130 82H128L129 80H133V78H134V81H135V79H137L138 81H140V79L141 78H139V77H141L140 75H142V76H144V79H143V77H142V79L141 80H150V79H152V75L153 76H158V75H160L161 74V72L163 71V67H165V66H167V63H169V62H172V63H174L173 65H172V63L170 64L169 63V66L171 65V66H179L180 65V67H178V68H180V70H182V74H183V76H184V81H185V84H186V89H187V94H188V98H189V111H190V114H191V116H192V118H193V120L195 119L197 122H198V124H199V126H197V128H198V132H205V131H203V130H205L207 127H205V126H203L202 125V122L203 121H205V120H209V119H201V118H199L198 117V112L196 111V108L194 107L193 108V110H192V106H191V104L194 106V104H193V101H191V98H190V92H189V86L190 85H192L193 83H194V80H192L191 78H190V75H189V73H191V70L189 69V68H186L185 67V64H182L181 62V64H178L179 62H177L175 59H176V57L174 56V54L177 52V51H180V50H182L184 47H180L179 48V43L177 42V36H178V34H179V32H177L176 31V34H170L171 36H174L173 37V42H172V44L174 43V45H172L173 47H172V49H170V51H169V53L167 54V56L166 55H164L163 53H164V51H163V48H166V47H164V45H165V43L167 42V41H169L168 39V37H165L164 38V41H163V46L162 47H157V46H151V45H149L148 47H147V45L145 44V46L142 48V49H140V51L138 50V51H134V52H127V51H124V50H122L121 49V46L119 47V49L118 50H116L115 52H113V53H104V54H95V55H91V54H83L82 52H80V51H78L77 49H75V50H73L71 53H68V50H69V46L68 45H71L72 47H76L78 44H75V45H73L72 43H68V42H66V41H64L63 39H62V37H61V32L59 33L60 35H59V37H60V40H61V43H60V41H59V43L60 44H62V45H60L59 43H56L57 41H53L52 42V40H47V39H49V38H47L46 39V37H45V35H42L41 36V34L42 33H44V31L45 30H47V27H48V24H49V22H50V17L49 16H47L48 14H49V11L51 12V9H49L50 7H57V6H47V7H49L48 8V10L47 11H45V13H46V16H45V14L42 12V14L39 12H37L38 10L36 9V6H33L32 5V3L31 2H28V4H27V7L31 10L30 12H31V14H30V12H29V14L27 13H23V7L21 6V4H22V2H24ZM30 1H32V2H37L38 4H40L39 6H42L43 5V7H45L46 9H47V7H46V5H44V4H42L39 0H30ZM192 0H164V2H162L161 4H159V5H163L164 4V6H162L163 7V10H164V12H167V14H166V16H168V14H171L172 12L174 13V10H175V7H176V9H180V8H182V6L184 5L185 6V3H187V2H189V4L191 5L192 3H190ZM194 1V0H193ZM196 1V3H198L199 2V0H195ZM259 1V0H258ZM262 1H264V0H262ZM261 1V2H262ZM11 3H13V5L11 4ZM151 0H145V9L143 8V14H144V12L147 10V9H149V7H151ZM165 3H166V5H170V8H168L169 6H167V8H165L164 9V7H166V5H165ZM173 3V4H172ZM179 3V4H178ZM180 3H181V5H180ZM183 3V4H182ZM260 3V2H259ZM174 4H175V6H174ZM188 4V3H187ZM186 4V5H187ZM4 5V4H3ZM181 7H180V6ZM5 6H2L3 8L2 9H5L4 7ZM11 6V7H10ZM177 6H179V7H177ZM183 6V7H184ZM173 7H174V9H173ZM257 7V6H256ZM260 7V5L258 6V8ZM22 8V9H21ZM35 8V9H34ZM263 7H261L260 9H262ZM170 9V10H169ZM254 9H255V7H254ZM264 9V8H263ZM8 10H10V12L8 11ZM168 10V11H167ZM61 11V10H60ZM170 11V12H169ZM176 11V10H175ZM48 12V13H47ZM60 13V12H59ZM62 13V12H61ZM176 14H178V12H175ZM25 14V15H24ZM36 14V15H35ZM175 15V14H174ZM45 16V17H44ZM62 16V15H61ZM60 16V17H61ZM22 17V18H21ZM47 17H49V18H47ZM205 17H207L208 19H209V16L206 14L205 15ZM205 17H203V18H200L199 20H203L204 22L206 21V22H208L209 23V26H211V29L209 30V31H211L212 32V34H213V38H214V48H216V52L219 54H217V53H215L214 55L216 56V55H218V57L220 56L221 57V59L220 58H218V59H220V61H218V62H216V63H214L215 64V66H216V69L215 70H213L212 72H210L211 74H209V72L208 73H206V75H203L202 74V82H203V84H204V80L206 79V78H214V77H216V76H219L220 78H221V80H222V82L224 83V88L226 89L225 91L227 92V101L226 102H223L222 104H221V106H222V108H224L225 110H226V115H227V118H228V120H225V118H223V117H221V115H219V116H212V118H211V120H212V123L214 122V124H216V125H222V124H225L226 123V125H228L231 121H232V123L234 124V123H240V122H243L241 119H243L244 120V115H245V113L247 112L246 110L247 109H251V107H254V105L255 106H258V104L257 103H259L260 101H261V99H263L264 98V96H263V93L262 92H264L263 90H264V88H263V90H262V87H264V80H262V78H264V60H262V58L264 57L263 55V53H262V51L264 50V47H263V44H264V30H262V29H264V27L262 26V25H264V22H262L261 23V25H258L257 27H259V26H261L262 27V29H256L255 31H254V35H253V33H251L252 35V37H251V39H253V38H255V39H253V42H251V40L249 39V38H246V39H242L243 38V36L241 35L240 36V34H242L241 33V31H239L238 32V28H236L235 26H229V28L227 27V26H220V28H222V29H217V28H215L214 27V25L212 24V22L211 21H209V20H207ZM175 18L176 19H179L178 18V15H176L175 16ZM38 19V20H37ZM57 21V23L59 24L60 22H62L61 24H63L64 25V23H63V18L62 19H57L56 17H54V21ZM58 20H59V22H58ZM60 20H62V21H60ZM38 21H40V22H38ZM45 21L47 22V23H45ZM55 21V22H56ZM8 22V23H7ZM34 22V23H33ZM38 22V25H39V23H40V25L38 26L37 24H35V23H37ZM133 22H135V21H133ZM31 23V24H30ZM136 23V22H135ZM34 24V25H33ZM43 24V25H42ZM2 25V22H0V28L1 27H3V26H1ZM4 25V24H3ZM35 25H36V27H35ZM63 25H59L60 27H59V31H61L62 30V27H63ZM152 25V24H151ZM32 26V27H31ZM62 26V27H61ZM16 27V28H15ZM28 27L29 28H31V30L29 29L28 30ZM33 27H34V29H33ZM39 29H38V28ZM44 27V28H43ZM16 30H15V29ZM37 28V29H36ZM260 28V27H259ZM18 29V30H17ZM225 29V30H224ZM43 30V31H42ZM258 30V31H257ZM17 31V32H16ZM26 31V32H25ZM225 31V32H224ZM228 31V32H227ZM259 31H260V33H259ZM28 32V33H27ZM31 32V34L32 35H30L29 33ZM33 32V33H32ZM42 32V33H41ZM222 34H221V33ZM20 33H23L24 35H18V34ZM240 33V34H239ZM6 34V35H5ZM28 34V35H27ZM36 34L39 36L40 35V37H38V36H36ZM234 34V35H233ZM5 35V36H4ZM10 35V36H9ZM18 35V36H17ZM33 35H35L34 36V38H33ZM256 35V36H255ZM259 35V36H258ZM261 35V36H260ZM7 36V38H8V40L5 38ZM21 36V37H20ZM31 38H30V37ZM254 36V37H253ZM41 37H42V39H41ZM45 37V38H44ZM260 37V38H259ZM5 38V39H4ZM30 39V40H32V45H30V43L28 44V41L26 40V39ZM36 38V39H35ZM40 38V39H39ZM44 39V40H43ZM174 39L176 40V41H174ZM257 39V40H256ZM26 40V41H25ZM46 40V41H45ZM100 40V39H99ZM234 40V41H233ZM24 42H26L25 44H24ZM31 42V41H30ZM36 42V43H35ZM52 42V43H51ZM55 42V43H54ZM35 43V44H34ZM250 43H255L256 45H258V46H250L249 47V45H250ZM258 43V44H257ZM263 43V44H262ZM0 44V47L2 46ZM59 44V45H58ZM68 44V45H67ZM166 44H168V43H166ZM243 44L244 45V47H243V45L241 46V45ZM247 44V45H246ZM261 44H262V46H261ZM27 45H30V46H28L27 47ZM64 45V46H63ZM179 45V46H178ZM232 45V46H231ZM235 45V46H234ZM55 46V47H54ZM63 46V47H62ZM230 46V47H229ZM234 46V47H233ZM178 47V48H177ZM257 47H259L258 48V50H260V52H257L258 50H255V48L257 49ZM260 47H262V48H260ZM167 48H170L169 46H167ZM239 48H242V49H239ZM245 48H247V49H245ZM252 48L254 49V50H252ZM30 49V50H29ZM157 49H159V50H162L163 51V53H162V51H160L161 53H158V55L155 53V51L157 50ZM230 49H231V52H230ZM233 49H234V51H235V49H237V51L239 50V52H240V54H238V56L236 55H234V51H233ZM251 49V50H250ZM242 52H241V51ZM245 50H248L247 52L245 51ZM250 50V51H249ZM237 51H235V53L237 52ZM35 52V53H34ZM243 52H245V53H243ZM252 52H253V54H252ZM13 53V52H12ZM31 53V54H30ZM64 53V54H63ZM243 53V54H242ZM258 53H259V55H258ZM131 54V55H130ZM136 54H139L142 58V60L139 62V64H135V65H133V63L131 62V58L130 57H132V55H136ZM161 54H163V56L161 55ZM230 54V55H229ZM232 54V55H231ZM241 54H242V56L244 57H241ZM252 55V57L251 56H249V55ZM256 54V55H255ZM262 54V55H261ZM160 55V56H159ZM263 56V57H260V59H259V57L258 56ZM26 56V57H25ZM28 56V57H27ZM30 56V57H29ZM165 56H166V58L167 59H165ZM232 56H234V58L236 57V59L238 60H240V59H242V63H239L240 61H237L238 62V65H243V67H239V68H241L242 70H244L243 68H244V66L246 67V71H245V73L247 74V75H243V73H244V71H243V73H242V77L241 78H239V82H241L244 86H240V88H238V89H236V91L238 92V93H236V95H238V94H240V92L241 91H246V93H244V94H242L241 96H240V98H238L237 99V97H236V95H234L233 94V98L231 97L232 95V89H233V87L231 86V85H233L232 84V78H231V76L230 77H228L229 75H230V73H229V75H228V72H229V65L228 64H230V61H231V57ZM247 56V57H246ZM249 56V57H248ZM255 56V57H254ZM160 57V58H159ZM230 57V58H229ZM256 57H258L257 58V60H255L256 59ZM12 58H15V55L14 56H10L6 61H8V60H10V59H12ZM157 58H158V60H157ZM163 58V59H162ZM234 58H232V60H236V59H234ZM252 58L255 60V62H253L252 61ZM0 59L2 60V58L0 57ZM33 59H35V60H33ZM37 59V60H36ZM230 59V61L228 62V60ZM261 60V61H259V60ZM39 60V61H38ZM41 60H43V61H41ZM160 60V61H159ZM165 60H168L167 62L165 61ZM245 60V61H244ZM23 61V62H22ZM36 61V62H35ZM246 61H248V62H246ZM258 63H257V62ZM246 62V63H245ZM252 62V64H250ZM263 62V63H262ZM50 63V64H49ZM245 63V64H244ZM255 63H256V66H255ZM34 64H35V66H34ZM142 64V65H141ZM178 64V65H177ZM253 64H254V66H253ZM259 64H260V66L261 67H259ZM249 65H251V66H249ZM214 66V67H215ZM253 66V68H251ZM46 67V68H45ZM247 67H249V68H247ZM258 67H259V70H261V71H263V72H260L259 70H258ZM261 68H263V70L261 69ZM47 69H49V70H47ZM52 71H51V70ZM55 69V70H54ZM149 69V70H148ZM249 70V72L251 73L250 75H249V72H248V70ZM257 70V72L255 71V70ZM253 70V71H252ZM241 71V70H240ZM255 71V72H254ZM55 72V73H56ZM141 72H144V73H141ZM148 72V73H147ZM254 72V73H253ZM130 73H136V75H128V74H130ZM151 75H150V74ZM256 73V74H255ZM258 73V74H257ZM261 73V74H260ZM77 74V75H76ZM127 75V76H126ZM249 75V76H248ZM258 75V76H257ZM75 76H77V77H75ZM85 76V77H84ZM124 76L126 77V78H124ZM260 76V77H259ZM114 77H116V79L114 78ZM247 77V78H246ZM258 79H257V78ZM111 78H112V80H111ZM119 78V79H118ZM243 78V79H242ZM254 78V79H253ZM256 78V79H255ZM259 78H261L260 80H259ZM126 79V80H125ZM241 79V80H240ZM246 79V80H245ZM248 79V80H247ZM250 79V80H249ZM68 80V79H67ZM107 80H111L112 81V83H114L115 81H113V80H117V82L119 81V80H123V85H122V87L121 88H123V90L122 89H120L121 90V92L123 91V93L124 92H127L128 94H129V92H130V96L128 95L127 96V93H118L120 90L118 89V87L120 88V84L119 83H117V82H115L116 84H118V85H115V83H114V85H110L111 84V81L109 82V84H108V81ZM128 80V81H127ZM262 80V81H261ZM125 81V82H124ZM127 81V82H126ZM252 81V82H251ZM258 81H259V83L260 82H263V85H262V83L261 84H259L258 83ZM107 82V83H106ZM257 82V83H256ZM92 83H93V86L92 87H94V90H93V88L91 87V85H92ZM133 84V86H132V84ZM252 83H253V85H252ZM256 83V84H255ZM95 84V85H94ZM129 84V85H128ZM127 86L126 87V90L124 91V86ZM131 85V86H130ZM252 85V86H251ZM255 85V86H254ZM258 85H262L261 87L260 86H258ZM55 86H57V85H53L52 86V88L53 87H55ZM102 86V87H101ZM108 88H107V87ZM111 86H114V88L113 87H111ZM118 86V87H117ZM135 86V87H134ZM138 87V89H137V87ZM249 86V87H248ZM254 86V87H253ZM117 89H116V88ZM131 87H133V88H131ZM260 87V88H259ZM51 88V87H50ZM81 88V89H80ZM84 88H86V89H84ZM88 88V89H87ZM97 88V89H96ZM103 88V89H102ZM130 88V89H129ZM252 88H253V90H252ZM49 89V88H48ZM79 89H80V91H79ZM112 89V90H111ZM114 89H116V90H114ZM131 89H134V93L132 94V90ZM257 89V90H256ZM260 89V90H259ZM35 90V91H34ZM33 91L34 92H31V94L29 93V95L27 96V97H25L26 99H24V101H25V105H27V103H26V101L28 102V105H31V104H34V103H36L37 102V100H38V98L36 97V94H39L38 92H37V90L38 89H34ZM83 90V91H82ZM105 90H106V92H105ZM111 91V92H108V91ZM130 90V91H129ZM136 90H138V92H139V95L137 96V94L136 95H134L135 94V92H137ZM255 90V91H254ZM89 91V92H88ZM96 91V92H95ZM115 91H116V93H115ZM129 91V92H128ZM260 91H261V93H260ZM76 92V93H75ZM78 92H80V94H81V92H83L81 95H79V93ZM84 92H86L85 94H84ZM89 94H88V93ZM95 92V93H94ZM99 92V93H98ZM248 92H250V93H248ZM251 92H252V94H251ZM108 93H110V95L108 94ZM231 93V94H230ZM259 93V94H258ZM7 94V95H6ZM33 94V95H32ZM93 96H92V95ZM124 96H123V95ZM126 94V95H125ZM250 96H249V95ZM256 94V95H255ZM3 95H5V96H3ZM3 95H2V97L3 98H1V101H0V106L4 103V99H5V97L6 96H8L9 95V93H3ZM32 95V96H31ZM66 95V96H65ZM74 95V96H73ZM95 95V96H94ZM119 95V96H118ZM143 95V96H142ZM144 95H145V97H146V99H148V100H146V99H144V100H146L145 101V103L143 102V98H145L144 97ZM259 95V97H257ZM70 96V97H69ZM107 96V97H106ZM134 96H136V97H134ZM235 96V97H234ZM251 96H252V98H251ZM261 96V97H260ZM263 96V97H262ZM16 98H18L19 100H20V97L19 96H15ZM29 97V98H28ZM30 97H33V98H35V100L34 99H32V98H30ZM71 97H72V99H73V97H74V99L75 100H70L71 99ZM76 97V98H75ZM82 99H81V98ZM88 97H90V99L88 98ZM120 97V98H119ZM121 97H128V99L127 98H125V102H127V103H125L124 101H123V99L124 98H121ZM129 97L130 98H132V99H134V100H131V99H129ZM137 97H139L138 99L139 100H137L136 101V98ZM248 98V99H250V102L249 101H247L246 102V98ZM254 97V98H253ZM66 98H70V99H67L66 100ZM96 100H94V99ZM118 100H120V99H122V100H120V102L119 101H116L117 99ZM242 98H244L245 99V101L243 102L242 100H244V99H242ZM260 98V99H259ZM27 99H29V100H27ZM79 99H81V100H79ZM237 99V100H236ZM240 99V103H242V105L240 104V103H237V102H239L238 100ZM251 99H255L256 101H255V103H253L252 101H251ZM258 99H259V102H257L258 101ZM31 100V101H30ZM33 100V101H32ZM64 100H66V101H70V103L68 102V104L66 103V101H64ZM126 100H128V101H126ZM131 100V102L133 101L134 102V104H136V106L134 107V109L135 108H143V109H149V107H150V109L154 112V113H152V111L151 110H149V111H147V110H142L141 111V109H137V110H140L141 112H143V114L140 112H138L137 110H135V112H133L132 110H133V108H132V106H130L129 107V105H132V103L130 104L129 103V101ZM166 100H167V98H166ZM233 100H234V103H235V105H234V103H232L233 102ZM23 100H22V98H21V102H22ZM23 101V102H24ZM74 103V105H72V107L69 105V104H72V102ZM76 102V104H77V107L78 108H80V109H78L76 106H75V102ZM141 101V102H140ZM151 101V100H150ZM168 101V100H167ZM22 102V103H23ZM32 102V103H31ZM86 102V103H85ZM122 102H124L127 106H125V104L123 103L122 104ZM135 102H137V103H135ZM139 102V103H138ZM251 102H252V104H251ZM263 102V103H262ZM79 103H81L80 104V107L78 106L79 105ZM119 105H118V104ZM140 103H143L144 105H143V107H141L142 105L140 104ZM148 103H149V101H148ZM248 105H247V104ZM63 104L64 105H66V106H64L63 107ZM84 104V105H83ZM140 104V105H139ZM260 104H264V100L263 101H261V103H259V105ZM69 105V107H67ZM121 105V107L119 108V106ZM232 105H233V107H232ZM236 105H238V107L236 106ZM242 106V108L240 107V106ZM83 106V107H82ZM86 106H88V107H86ZM117 106V107H116ZM125 106V108H123ZM139 106V107H138ZM152 106V107H151ZM234 106H236V107H234ZM245 106V107H244ZM264 106V105H263ZM66 107V108H65ZM75 107V108H74ZM127 107H129V109H127L126 111H124ZM145 107V108H144ZM154 107L156 108V110L158 111V116L160 115H162L161 117L159 116L158 118H163V119H158L156 122H154V118L152 117L151 118V116L153 115V114H155L157 111L154 109ZM244 107V108H243ZM71 108V109H70ZM82 108V109H81ZM87 108H88V110H87ZM100 108H101V111L99 112V110H100ZM112 108V109H111ZM122 108V109H121ZM236 108V109H235ZM69 109V110H68ZM73 109V110H72ZM76 109V110H75ZM83 109H86V111H84ZM98 109V110H97ZM118 109V110H117ZM120 109H121V112H120ZM132 109V110H131ZM160 109V110H159ZM241 109V110H240ZM242 109H244L245 110V113H243L244 111L242 110ZM249 109V110H250ZM68 110V111H67ZM79 110H81L80 111V113L79 112H76V111H79ZM128 110H130L131 112H129ZM72 111H73V113H76V114H80L79 115V117L78 116H75L73 113H72ZM92 111V112H91ZM94 111V112H93ZM119 111V112H118ZM126 113V114H123L124 112ZM136 111H137V113H139L140 115H144V112H146V114H147V112H148V114L149 113H151L152 115L150 116V114H149V116H150V120H151V124H150V126L148 127L149 129H146V131L147 130H150L151 129V131L153 130V131H155V132H151V133H155V134H152V139H151V143L148 141V139H150L149 137L151 136H149V137H147V136H145L144 134H143V136H144V140L146 141H148V144H150V146H145L146 144H140L139 146L137 145L136 146V148H138V149H136V150H130V144H126V143H128V142H126L125 141V139L129 136V134L131 133V131H133V130H131V129H129L130 127L128 126V125H130L131 123H128L129 122V120L131 119V118H134V117H137V118H140L139 116V114H138V116L136 115H134V117H131V118H129L131 115H133L134 113H136ZM156 111V112H155ZM243 111V112H242ZM64 112H66V114H64ZM71 112V113H70ZM82 112V113H81ZM127 112H129V113H127ZM69 113V116L67 115ZM89 113V114H88ZM96 113V114H95ZM112 115H114V116H116V117H114V116H112ZM114 113V114H113ZM233 113V114H232ZM242 113V114H241ZM59 114V113H58ZM58 114H56V117H54V119H55V122L54 123H52V125H50L49 124V128H47L49 131H51V135L50 136H52V142H51V144H52V150L53 151H56V152H58L56 149H57V145H55L54 144V142H55V140H56V136H59V137H63V136H67V135H69V133L68 134H66L67 132H65V134H64V132L63 133H61L62 131H65V126L66 125H70L69 124V121L68 122H66V123H62V125H63V127H61L62 125H61V122L59 121V119H60V116L58 115ZM82 114H84L85 116H86V114L89 116L90 114V116H93V119H92V117L91 118H88V116H87V123L86 122H84V120L86 119V117H85V119H84V115H82ZM97 115V116H94V115ZM117 114H118V116H117ZM121 114H123V115H127V116H124L123 117V115H120ZM131 114V115H130ZM146 114H145V116H142L143 118L144 117H146ZM147 114V115H148ZM231 114V115H230ZM244 114V115H243ZM82 115V117H81V119H80V116ZM102 115V116H101ZM107 115V121L105 120V116ZM109 115L110 116H112L113 118H111V117H109ZM156 115V114H155ZM155 115H154V117H155ZM166 115H167V117H166ZM172 115V116H171ZM129 116V117H128ZM148 116V117H149ZM157 116V115H156ZM164 116V117H163ZM61 117V118H62ZM77 117V118H76ZM96 117V118H95ZM125 117H128V118H126L127 120H128V122H127V120H125L124 118ZM141 117V118H142ZM166 117V118H165ZM171 117V118H170ZM67 118V119H66ZM68 118H70V119H68ZM82 118H83V120H82ZM104 118V120H105V122H106V125H104V120H103V122H102V119ZM111 118V119H110ZM140 118V119H141ZM169 118V119H168ZM73 119V118H72ZM90 119H92V120H90ZM94 119H95V122H94ZM112 119H113V121H112ZM153 119V120H152ZM56 120H57V122H56ZM61 120V119H60ZM90 122H89V121ZM149 120V121H150ZM156 120V119H155ZM240 120V121H239ZM73 120H71V122H72ZM76 121V120H75ZM160 121H161V123H160ZM127 122V123H126ZM155 124H154V123ZM175 122V123H174ZM195 122V121H194ZM229 122V123H228ZM95 123V124H94ZM170 123V124H169ZM58 126H57V125ZM81 124V125H82ZM89 124V125H88ZM161 125V124H163V125H161V127H164L163 129L161 128V127H159V125ZM53 125H54V127H53ZM56 125V126H55ZM72 125V124H71ZM77 125V126H76ZM52 126V127H51ZM61 127V129H62V131H61V129H60V127ZM90 126V127H89ZM94 126V127H93ZM151 126H153V128H150ZM154 126H156V128L158 129V127H159V131L154 127ZM48 127V126H47ZM96 127H98L97 129H96V131L97 132H95L94 131V133L92 132L93 130L92 129H94L95 130V128ZM104 127V128H103ZM126 127H128L127 128V131H129L128 133L126 132ZM166 127V128H165ZM205 127V128H204ZM227 127V126H226ZM234 127V130H235V128L237 127V126H233V125H231V126H229L228 128H225V132L226 133H217V134H213V135H210L209 137L210 138H208V137H206V136H203V137H201L199 140H203V139H207L208 138V140H207V143H211V142H215V140H216V142H221V143H223L224 144V146H225V150H226V152H227V144H229V142H231L230 140V136H232L231 135V129ZM91 128V129H90ZM102 129V130H100V129ZM125 128V129H124ZM204 128V129H203ZM231 128V129H230ZM60 129V130H59ZM67 129V130H68ZM75 129H78V130H80V131H75ZM85 129V131L88 133V134H86V132L84 131L83 132V130ZM99 129V130H98ZM160 129H162L163 131H168V134H167V132L165 131V133L163 134L162 132V130L160 131ZM185 129V130H184ZM228 131H227V130ZM54 130H56L57 132H54ZM89 130H92V131H90L89 132ZM118 130V129H117ZM229 130H230V132H229ZM233 129H232V131H234ZM61 131V132H60ZM82 131V132H81ZM114 131V130H113ZM61 133V134H59V133ZM79 132V133H78ZM102 132H106V133H102ZM127 134H126V133ZM158 132V133H157ZM163 134V136H161V133ZM57 133H58V135H57ZM75 133V134H74ZM94 135H93V134ZM100 133V134H99ZM170 133V134H169ZM229 133V134H228ZM53 134V135H52ZM54 134H56V136H54ZM91 134V135H90ZM103 134H106V135H103ZM160 134V135H159ZM173 136H172V135ZM227 134V135H226ZM101 135V136H100ZM103 135V136H102ZM159 135V136H158ZM192 135V134H191ZM191 135H189V136H191ZM217 135H219V137L217 136ZM161 136V137H160ZM213 136H216V137H218V138H215V137H213ZM222 138H221V137ZM147 137V138H146ZM170 137H172L171 139H170ZM191 137H193V135L191 136ZM195 138H197V136H194ZM227 137V138H226ZM230 137V138H229ZM215 138V139H214ZM218 139V140H217ZM223 139V140H222ZM229 141H228V140ZM220 140V141H219ZM147 141H146V143H147ZM165 142V143H164ZM174 142V143H173ZM228 142V143H227ZM227 143V144H226ZM147 144V145H148ZM165 144V146H166V149L164 148V149H162V147H163V145ZM151 145H155L154 147H152ZM264 145V144H263ZM54 146V147H53ZM142 146V147H141ZM170 146V147H169ZM140 147H141V151L139 150L140 149ZM149 147H151V148H149ZM157 147V148H156ZM168 147V148H167ZM124 148V149H123ZM149 148V149H148ZM153 148V149H152ZM155 148V149H154ZM159 148V149H158ZM160 148H161V151H160ZM127 150V151H126ZM138 150V151H137ZM163 150H165V152L163 151ZM171 150V151H170ZM184 150V149H183ZM130 151V152H129ZM129 152V153H128ZM132 152V153H131ZM149 152V153H148ZM154 152V155L155 156H153L152 155V153ZM169 152V153H168ZM127 153V154H126ZM131 153V156H132V158L130 157V154ZM136 153H138V154H136ZM140 153H142L143 154V157H147V158H143L144 159V162H140V161H143V160H141L142 159V155L140 154ZM156 153V154H155ZM175 153V154H174ZM118 154V155H117ZM123 154H124V156H123ZM134 154H136L137 156H135ZM148 154H149V157H148ZM108 155H109V157H108ZM110 155H112V156H110ZM115 155H117L116 157H115ZM119 155H121V156H119ZM126 155V156H125ZM129 155V156H128ZM133 155H134V157H133ZM138 155H140V157L138 158ZM146 155V156H145ZM158 155V156H157ZM162 155H163V157H162ZM175 155V157H173ZM160 156V157H159ZM111 157V160L109 159ZM113 157V158H112ZM115 157V158H114ZM120 157V158H119ZM127 157V158H126ZM130 157V158H129ZM151 157V158H150ZM154 157V158H153ZM161 158L160 160H159V158ZM228 157H234V158H236L237 160H238V162H239V164L242 166L241 168L244 170V172H245V176H244V178H245V180H246V182L244 183V184H246V185H248L249 186V190H248V192H250L249 194H254V196L255 197H253V196H251L250 197V200H252V205L253 206H255V207H257V205H258V208H259V210L260 211H263L264 210V194H263V192H264V188H262L261 189V186H262V182L261 181H263V177H264V174H257L256 176H252L251 175V169H250V166L247 164V163H245L246 162V160H245V157L244 156H242L241 157V155H238V156H228ZM227 157V158H228ZM123 160H122V159ZM143 165L142 167L144 168V166H145V168L144 169H142V167H140L141 166V164H137V160ZM141 158V159H140ZM148 158H149V163L147 162L148 161ZM169 158H172V159H169ZM173 158H175L176 160L177 159H179V161L181 162V163H178V161L176 162V160H174ZM118 161H122V164L123 165H119V164H121L120 162H117V160ZM155 160V162H154V160ZM159 160V161H157V160ZM109 162H108V161ZM137 161V162H134V161ZM257 160L258 159H253L252 161H251V163L254 161V162H257ZM90 162V163H92L93 164V168L95 167V163H99L100 164V162H98V160H97V162L95 161H93L92 159L91 160H85V162ZM93 161V162H92ZM173 161H174V163L175 164H173ZM111 162V163H110ZM128 163V164H125V163ZM146 162V163H145ZM152 162H154V163H152ZM159 162V163H158ZM117 163V164H116ZM136 163V165H134ZM151 164L152 166H149L148 164ZM155 163H157V164H159L158 166H156L155 165ZM161 163V164H160ZM178 163V164H177ZM250 163V165H251V167H252V164ZM130 164L132 165V166H130ZM145 164V165H144ZM147 164V165H146ZM177 164V165H176ZM182 164H184V165H182ZM108 165V166H107ZM126 165V166H125ZM135 167H134V166ZM153 165H155L154 167H153ZM173 165L175 166L176 165V168L174 167L173 168ZM182 165V166H181ZM254 165V164H253ZM100 166H102V164H100ZM123 167V168H121V167ZM136 166H139L141 169H139V167H136ZM149 166V169H151V171L152 172H150L149 170H148V168L147 167ZM255 166V165H254ZM105 167V168H104ZM156 167H159V168H156ZM134 168V169H133ZM135 168H137V169H135ZM154 168H156V169H159L160 170V173H159V171L158 170H155ZM109 169H110V171H109ZM152 169H154V170H152ZM174 169V170H173ZM184 171H182V170ZM248 169H250V170H248ZM100 170H99V172H100ZM145 170H146V172H147V170L149 171L147 174L145 173ZM187 170H188V172H187ZM115 171H118L119 172V174L118 175H120V177H118V175H116V174H114L113 172H115ZM127 172V174H126V172ZM137 172V174H136V172L134 173V174H132V173H130V172ZM144 171V172H143ZM180 171V172H179ZM94 172V173H93ZM139 172H143V173H139ZM161 172H163V173H161ZM175 172V173H174ZM179 172V173H178ZM186 172V173H185ZM250 172V174H248ZM159 173V174H158ZM176 173L178 174V175H176ZM91 174V175H90ZM130 174V175H129ZM149 174V175H148ZM151 174V175H150ZM171 174V175H172ZM94 175H95V177H94ZM100 175V176H99ZM101 175L102 176H104V177H101ZM108 175V177H106ZM113 175V176H112ZM138 175V176H137ZM163 175V176H162ZM263 175V177H261ZM85 176V177H84ZM93 176V177H92ZM99 176V177H98ZM154 176H156L157 178H159V179H155L154 180ZM161 176V177H160ZM176 176V177H175ZM86 177H87V179L89 180H87L86 179ZM92 179L91 181H90V179ZM92 177V178H91ZM98 178V180H97V178ZM149 177L150 178H153L152 180L151 179H149ZM177 177H180V179L179 178H177ZM189 177V178H188ZM79 178V180H84L85 182L83 183H79L80 181H78L77 179ZM99 178H100V181H99ZM103 178V179H102ZM107 178H108V180H107ZM114 178H117V180L119 179L120 180V178H121V181L120 182H122L123 180V182H124V184L126 185V186H129V187H125L124 186V184H123V182L121 183L122 184V186L121 185H117V187L119 188V187H123L124 186V188L126 189H130L129 191L128 190H125L124 188V192L126 191V193H121V192H123L121 189H119L118 190V193H119V191H120V193L121 194H123V195H125L126 197H128V198H130L131 197V199L133 200H131V203L129 202L130 201V199H128V198H125V196L123 197V195H122V197L123 198H121V199H119L118 197H120L121 196V194H120V196H119V194L117 195V190H115V189H113L114 187H115V185H114V187L113 188H111L110 186H111V184H112V182H114L115 184H116V179H114ZM143 178V179H142ZM145 178H146V180H145ZM183 178H185V179H183ZM86 179V180H85ZM96 179V180H95ZM114 181H113V180ZM148 179V180H147ZM176 179H178V180H176ZM188 179V180H187ZM262 179V180H261ZM102 180H103V183H102ZM142 180L143 181H145V182H143V183H141L142 182ZM156 180H158V181H156ZM163 180V179H162ZM181 180V181H180ZM78 181V182H77ZM97 181H98V183H97ZM105 181H106V184H105ZM108 181V182H107ZM112 181V182H111ZM127 181V182H126ZM131 181V182H130ZM148 181V182H147ZM149 181H150V183H153V185L151 186L150 184H148L149 183ZM152 181V182H151ZM178 181H180L179 183H180V186L178 187L177 185H179V184H177V182ZM184 182L183 184H181V182ZM192 181V182H191ZM73 182V185L71 184ZM92 182V183H91ZM119 182V183H120ZM132 182H135V183H138L137 185H139V183H140V187H141V190L144 188V189H146L147 191H149L148 192V194L146 193V191L143 189L142 191H138L139 193H141V192H145V193H142L141 195L139 194V196L141 197L143 194H145L144 196H143V198H145V196L146 197H148V198H154V199H148V200H145L144 199V201L142 202L141 201V199H140V197L138 196V192H137V189H139V187L138 186H134V185H136L135 183H132ZM147 182V183H146ZM163 182H164V180H163ZM77 183H79L78 184V188H76L75 186V184H77ZM95 183H96V185H95ZM102 183V184H101ZM113 183V184H114ZM128 183V184H127ZM130 183H131V185L132 184H134V185H132L131 187H130ZM148 184V185H150L149 187H148V185H146V184ZM192 183V184H191ZM84 184V185H83ZM91 184V185H90ZM143 184V185H142ZM71 185H72V189H71ZM75 185V186H74ZM81 185V186H80ZM92 185H94L93 187H92ZM106 185V186H105ZM144 185H146L147 186V188L146 187H143L142 188V186H144ZM155 185L153 186V187H155ZM74 186V187H73ZM86 186H90L91 188L89 189H87V190H92V189H94V190H92L91 191V196H92V192L93 191H95V189H96V197H97V195L99 194H103V196H102V199L100 198L101 197V195H100V197H97V198H94V199H92L91 201H90V199L92 198V197H95V196H92L91 198H89L90 196H89V194H90V192L89 191H87V190H85L84 188H87ZM96 186V188H94ZM102 186H104L103 188H105L104 190H102V188H100V187H102ZM156 186V187H157ZM195 186V187H194ZM252 186V187H251ZM79 187H81V188H79ZM98 187L100 188V190L98 189ZM108 187V188H107ZM161 187V186H160ZM183 186H182V189L183 190H185V188H184ZM135 189V191H132L131 192V190H134ZM175 188V189H176ZM188 188H186L187 190H186V192H188L189 194L191 193V192H189L190 190H188ZM195 188V189H194ZM198 188V189H197ZM73 189H74V191H73ZM76 189V190H75ZM68 190H71V191H69L70 193H69V196H68ZM78 190V191H77ZM82 190H84V191H82ZM112 190H113V192H112ZM159 190V191H158ZM179 190V189H178ZM178 190H176L177 191V193H178ZM76 191V192H75ZM85 191H87V192H85ZM99 191V192H98ZM110 193H112V194H110ZM114 191H115V194L116 195H114L113 193H114ZM127 191L128 192H130L129 194H127ZM154 191V192H153ZM192 191V192H193ZM162 192V193H161ZM191 193V195L192 194H194V196H195V193ZM73 193L74 194H76L75 195V197H74V195H73ZM78 193V194H77ZM80 193L82 194V197H81V195H80ZM135 193H137V194H135ZM67 194V195H66ZM84 194H85V196H84ZM127 194V195H126ZM131 194V195H130ZM134 194L138 197H136V199H138V201H139V203H137L138 201L135 199V196H134ZM199 194H201V193H199ZM260 194V195H259ZM64 195H65V197H64ZM80 195V196H79ZM93 195H94V193H93ZM98 195V196H99ZM108 195V196H107ZM111 195H114V196H117V198L115 199V197H114V199H115V201L112 203V200H113V198L111 199H109V197H111ZM129 195V196H128ZM165 195H167V197H165ZM190 195V196H191ZM74 198H73V197ZM88 196V197H87ZM106 198H105V197ZM171 196V197H170ZM193 196V195H192ZM194 196H193V198H194ZM86 197H87V199H86ZM105 199H104V198ZM169 197V198H168ZM175 197H177V198H175ZM220 197V196H219ZM239 197V196H238ZM237 197V198H238ZM62 198V199H61ZM67 198V199H66ZM72 198H73V202L75 203V205H76V207H81L80 206V202L83 200H85L84 202H86V203H88L87 201H89V202H91L90 204H92L93 203V205H95V206H93V205H91L90 206V204H87V206L89 205V207H87L86 209H85V204L86 203H84V202H81V205L83 206V207H81L80 208V210H79V208H75L74 206H71V207H69V203H70V205L71 204H73L74 205V203L72 202L71 203V201H72ZM83 198V199H82ZM125 198V199H124ZM142 198V197H141ZM202 198V199H201ZM80 200V202H78L77 200ZM124 199V200H123ZM126 199H127V201H126ZM140 199V200H139ZM159 199V200H158ZM234 200H235V198H233ZM241 200V202L239 201V200ZM237 199V203H243L244 202V200L242 199V198H238ZM99 200V201H98ZM101 200V201H100ZM111 200V201H110ZM143 200V199H142ZM233 200V201H234ZM254 200V201H253ZM66 201H67V204L65 205V203H66ZM68 201H69V203H68ZM76 201V202H75ZM134 201H136V202H134ZM147 202V204H146V202ZM236 201V200H235ZM234 201V202H235ZM78 202V203H77ZM109 202H111L113 205H111V208H110V203ZM149 202V203H148ZM180 202V201H179ZM256 202V203H255ZM61 203V204H60ZM128 204L129 203V205H126V204ZM133 203V204H132ZM140 203H142V204H140ZM145 203V204H144ZM151 203V204H150ZM144 204V205H143ZM154 204V205H153ZM162 204V205H161ZM173 204V205H172ZM206 204V203H205ZM205 204L203 205L204 206V211H203V213L205 212ZM235 204H236V202H235ZM240 204V205H241ZM260 204V205H259ZM133 205V206H132ZM136 205V206H135ZM141 205V206H140ZM156 205V206H155ZM262 205V206H261ZM65 206V207H64ZM97 206H99L97 209H94V210H92L91 212H92V214H94V212H95V210H98V213L99 214H101L102 213V211H104V210H102V208H100V204L99 205H97ZM96 206V207H97ZM113 206H115V207H113ZM140 206V207H139ZM167 206V207H166ZM203 206H202V208H203ZM64 207V208H63ZM93 207V208H92ZM101 207H103L102 205H101ZM131 207H132V209H131ZM234 207H236V206H234ZM238 207V206H237ZM263 207V208H262ZM74 208V209H73ZM82 208L83 209H85V210H82ZM107 208V209H108ZM67 209H71V211L73 212L72 213V215H71V217L72 218H74V220H72V218L70 217L69 219V221L71 222H69L70 223V225L71 224H73L72 226H70V225H68V219H67V215L68 214H66L67 213V211H68V213H69V216H70V214H71V212H69L70 210H67ZM89 211H88V210ZM117 209V210H118ZM129 209H131V210H129ZM146 209V210H145ZM262 209V210H261ZM74 210V211H73ZM78 212H77V211ZM81 210H82V212H81ZM108 210V211H109ZM114 210H112V211H114ZM172 210V211H171ZM173 210H174V212H173ZM76 211V212H75ZM94 211V212H93ZM107 211V210H106ZM111 211V212H112ZM115 211H114V214H115ZM131 211L133 212V214H135L136 213V211H137V214L136 215H133V214H131ZM144 211H145V213H144ZM149 211V212H148ZM168 211V212H167ZM179 211V212H178ZM185 211V212H184ZM79 212H81V215H80V213ZM84 212V213H83ZM89 213L88 215H87V213ZM101 212V213H100ZM110 212V211H109ZM124 212H127V210H125ZM138 212H140V213H138ZM61 213H64V214H62L61 216H60V214ZM122 213V214H121ZM144 213V214H143ZM260 213H262V216H263V212H260ZM73 214L75 215V217L73 216ZM79 215V217L80 218H78V215ZM86 214V215H85ZM125 214V215H124ZM140 214V215H139ZM143 215V218H142V215ZM83 215V216H82ZM145 215V216H144ZM186 215V216H185ZM55 216V215H54ZM62 216H64V217H62ZM85 216V217H84ZM96 216H97V211H96ZM99 216V215H98ZM97 216V217H98ZM124 216H125V218H124ZM127 216V217H126ZM134 218H132V217ZM135 216H138V217H135ZM140 216H141V218L143 219H140ZM180 216V217H179ZM58 217H60V219L58 218ZM77 217V218H76ZM81 217H84V218H81ZM132 219L131 221H134V220H136L137 219V221H134V222H132L133 224L134 223H136V222H138V223H136V224H132V226H128L127 225V223L128 222H126L127 220H129L130 218ZM183 217V218H182ZM205 216H203V218H204ZM64 218V219H63ZM127 218V219H126ZM136 218V219H135ZM146 218V219H145ZM180 219V221L178 220V219ZM182 218V219H181ZM62 219L63 220H65L64 222L62 221ZM75 219H78V220H75ZM96 219V217H94L93 218V220H95ZM125 219H126V221H125ZM75 221V223H72V222H74ZM77 221V222H76ZM87 221V220H86ZM140 221H142V222H140ZM160 222V223H159ZM182 222V223H181ZM53 223V222H52ZM58 223V224H57ZM120 223V224H121ZM126 223V224H125ZM179 223V224H178ZM54 224V223H53ZM129 224H131L130 222H129ZM144 224V225H143ZM121 225V226H122ZM181 225V226H180ZM188 225V226H187ZM66 227V228H64V227ZM68 226H70L69 227V230H68ZM126 226H128V228L126 227ZM145 226H147V227H145ZM178 226V227H177ZM180 226V227H179ZM184 226V227H183ZM57 227V228H56ZM144 227V228H143ZM186 227H188V228H186ZM147 228V229H146ZM181 228L183 229L182 231H183V233H185L186 234V236H185V238L186 239H184V241L183 240H180L181 238H179L180 237V234L181 233H179L180 232V230H181ZM124 229V230H123ZM188 230L187 232L185 231V230ZM65 230H67V231H65ZM167 230V231H166ZM159 231V232H158ZM185 231V232H184ZM67 232V233H66ZM121 233V234H122ZM129 233V232H128ZM157 234V235H156ZM125 236V237H124ZM176 237V238H175ZM118 238H119V236H118ZM125 238V239H124ZM129 238V239H128ZM127 239V240H126ZM119 240V239H118ZM183 242V243H181L182 244V246H181V244H180V242ZM126 241V242H125ZM185 241H186V243H185ZM121 242V241H120ZM185 243V244H184ZM187 243H189V244H187ZM179 244H180V247H179ZM128 245H130V244H128ZM181 247H184V248H181ZM131 248H134L135 249V247H131ZM180 249H182V250H184L183 252L180 250ZM190 249V250H189ZM181 251V252H180ZM140 252V251H139ZM138 252V254L140 255V253ZM149 252V253H148ZM195 252V251H194ZM133 253V256H132V258H133V263H135L136 261V263L135 264H137L138 263V259H139V256H138V254H137V251H133L132 252ZM147 253H148V255L150 256V258H146V255H147ZM180 253H182V254H180ZM135 254H136V256H135ZM156 254H157V256H156ZM180 254V255H179ZM195 254H197V251L195 252ZM132 255V254H131ZM176 255V256H175ZM149 256H147V257H149ZM197 256L198 255H196V260H197ZM153 257V258H152ZM155 257V258H154ZM136 258V261L134 260ZM150 259V260H149ZM157 259V260H156ZM172 261V262H171ZM182 261V262H181ZM175 262V263H174ZM139 264V263H138Z\"/></svg>","mask_w":264,"mask_h":264},{"label":"crops","instance_id":"0c3cea01","mask_svg":"<svg viewBox=\"0 0 264 264\" xmlns=\"http://www.w3.org/2000/svg\"><path fill=\"white\" fill-rule=\"evenodd\" d=\"M100 1L104 4V10L100 14H96L95 12H93V16L95 20L108 22L113 26H118V24L122 20L127 18L131 22L135 21L136 23L142 24L146 30L147 46L151 45V46L162 47L164 38L168 37V35L170 34L173 35L175 31L184 34L187 38L186 45L182 50L177 51L174 54V56L176 57L175 60L177 62H181L182 64H185V67L191 70V73H189V75L190 78L194 80V83L189 86L190 98L194 104V106L191 104L192 110L195 107L196 111L198 112V117L201 119L202 118L209 119L212 118V116L216 117L221 115V117L225 118V120H228L226 115V110L221 106L223 102H226L228 100L227 92L225 91L224 83L222 82L221 78L219 76H216L214 78H206L204 80V84L202 82V78H203L202 74L206 75V73L208 72L209 74H211L210 72L216 69L214 63L220 61L221 59L220 56L218 57L219 54L216 52L217 51L216 48H214L213 34L211 31H209L211 29V26H209L208 22L199 20L200 18L203 17L191 18V19L179 21V19L175 18L173 12L170 15L168 14V16H166L165 14H163L164 10L163 9H162L163 11L161 10L162 8L161 6L163 5H159L162 2H164V0H151L152 2L151 7H149V9L144 12V14H143V8L145 9V0H100ZM60 10L62 12L61 8ZM169 16L172 18H169ZM205 18L209 20L207 17ZM63 21H64V14H63ZM76 49L80 51L79 48ZM107 50L111 52V50H109V48H107V46L105 45L103 53H99V54L108 53ZM115 51L116 50H113L112 52ZM80 52H82L83 54H88V53H84L83 51ZM215 53H217L218 55L215 56L214 55ZM91 55H95V54H91ZM111 58H113V56L105 60H109ZM96 59H101V58H96ZM127 65H128V60H127ZM129 75H136V73H130ZM141 120L142 119H139L137 120V122H134L138 124L136 125L137 129L135 128L136 126L134 123H132L133 125L132 124L128 125L129 127H131L132 125L131 129L135 128L136 131H138L139 133V134L136 133L137 134L136 135L134 134L135 130H133L132 133H130L125 140L126 142H128L127 144L131 145L130 146L131 150H136L137 145L140 144L142 145L146 143V141L143 140L144 136L141 133L142 131L138 130L139 128L138 126H140L141 123L144 124V122ZM194 121L195 124L199 126L198 122L195 119ZM147 123L149 125V121H147ZM111 124L109 123V125L106 126L105 128L106 131L109 132L111 131V132L109 135L103 136L104 139L100 138L97 135L91 137H86V136L82 137V135L80 134L78 135L76 134L73 136L72 135L70 136L69 134V136L68 135L66 136L67 138L63 136L65 140H67L65 141L67 143L63 144L64 142L63 137H59V139L55 140L54 144L57 145L56 146L57 149L60 147L57 151H60L62 147L64 148L60 151L61 153L63 152L62 154H69L70 157L73 158L75 157V159L76 157H79L77 158L78 159L77 164L79 166V164L83 162L84 164L83 163H82L83 165L80 164L79 167L84 169V172H86L85 169H87V165L85 160H88V158L92 159L95 162L97 161L96 155L100 154V151L101 154L98 155V161L101 160L100 156L105 158L106 157L105 154L108 151L110 152L118 151L116 146L118 142L123 141L121 139L122 133H124L121 131L122 128L124 127L123 121L121 118L119 119L117 118L115 120V123H111ZM143 124H141V128L146 126V125L143 126ZM65 130H67V128H65ZM148 134L149 133H147L146 135L150 136ZM138 135L141 136L138 137ZM75 136H78L77 137L78 139L80 138L79 142H77L78 140L76 139ZM74 138L76 140H73ZM96 139H98V141ZM91 140L96 142L94 143L95 145L94 147L92 145L93 142ZM74 141L77 142L78 144L75 143ZM87 141H89L88 142L89 144L88 143L84 144V142ZM99 141H101L102 143L104 142V144L98 143ZM140 141H142V143ZM82 142L84 146L87 145V147H82V145H79ZM90 142L92 143L90 144ZM71 143L72 145L73 143H75L74 147L72 145L70 146ZM134 143H136V145ZM175 143H176V149L179 150L180 152L179 156L181 160L183 161V163L187 164L190 173L193 176L194 175L196 176L197 178L196 184L197 186L199 185V189L207 191L208 194L212 193L207 196V199L208 198L209 199L205 204L206 208H205L204 219L202 218L195 220L189 228V234H190L189 236L191 238L192 244H194L195 246L198 255L195 264H264V216H262L259 213L260 212L259 208L257 209L255 206L251 204L252 200L250 199L249 201H247V203L245 201V203H242L237 208L240 209V211L237 213L236 212L237 209H235L234 207V203H233L234 201L232 200L233 199L232 196L224 195L226 189L228 190V187L231 183L233 182L244 183L246 181L244 178L245 172L241 168L242 166L239 164L238 160L234 157L227 158L226 178L224 177L222 178L223 181L222 185L223 186L225 185V188H223L222 191H219L220 194L222 193V197H221V195H218L215 192L217 191L216 188H218L219 190V186L218 184H216L214 178H212L213 176L209 171L210 165L208 164L210 161H211L210 164H215L221 161L222 157L223 158L224 156L226 157L225 155L226 150L224 144L221 142L207 143V139L199 140L198 138L187 136V134H175ZM58 144L61 146H59ZM101 145H103L104 147L106 146V148L102 147ZM98 146L100 148L102 147V150H100ZM69 147H71L70 148L71 150H69ZM82 148H84L83 149L84 151L85 148H87L86 150L87 152L84 153V151H82L84 153L83 154L80 151L82 150ZM107 148H110V150L109 149L107 150ZM113 148L116 149L114 150ZM89 149L93 151L95 150L94 154L93 151L91 152V150ZM72 150L76 151L75 152L76 154ZM78 150L80 151V153H78L79 156H77ZM105 150H107V152L103 153V151ZM69 151L72 153H68ZM102 153L104 156L102 155ZM80 155L81 156L83 155V157H81ZM84 155L85 157H87L88 155L87 159L86 158L84 159ZM80 160L82 161L79 162ZM93 169L95 171V174L97 173L99 174L100 172L98 170L101 169L100 164L99 163L96 164ZM113 173L116 175L119 174V172L117 171ZM132 173H134V171ZM114 184H111L110 187L112 188ZM115 189L117 190V187ZM217 195L220 197H218ZM116 200H117L116 205L118 204L120 205L119 203L120 201H118V199ZM245 205L247 207L246 210H244Z\"/></svg>","mask_w":264,"mask_h":264},{"label":"built area","instance_id":"2783aa9c","mask_svg":"<svg viewBox=\"0 0 264 264\" xmlns=\"http://www.w3.org/2000/svg\"><path fill=\"white\" fill-rule=\"evenodd\" d=\"M47 4L58 3L65 14L66 26L63 30L65 40L83 39L88 40L96 37L112 38L116 37L126 50H135L144 44V37L141 25L130 24L128 22L120 23L114 27L109 23L97 21L94 19L93 12L100 14L104 10V4L100 0H43ZM4 32L3 29H0ZM181 46L185 44L186 38L179 35ZM3 50L0 49V52ZM227 89V88H226ZM225 89V90H226ZM5 129L2 121L0 122V264H10L12 261L22 260L24 264H68L63 244L50 238L49 234H34L29 228L22 225V220L26 219V213L36 211L37 208L33 202L18 204L20 200V187L17 180L28 181L40 173V167H32L28 171L14 168L9 170L4 165L8 161L1 155L4 149ZM9 154L14 151L6 150ZM32 163L31 157H25ZM9 162V161H8ZM22 190L28 192L26 183L22 185ZM115 223H117L115 221ZM118 224V223H117ZM106 225H108L106 223ZM88 227L91 224L87 225ZM116 227V224H115ZM140 229V228H139ZM115 230V228H114ZM113 230V231H114ZM43 228L41 227V232ZM105 234V235H103ZM107 231H100L99 234H85L72 236L78 246L91 245L94 250L86 251V246L75 259L76 264H118V247H122L119 242L107 243ZM140 236L153 234L145 229L137 232ZM106 244L105 248L111 246L113 251L110 258L107 254L102 255L99 249ZM149 243L143 246L137 243L136 246L146 252ZM124 251L122 252V255ZM124 259H128V256ZM144 260V257H142ZM124 263V261H123Z\"/></svg>","mask_w":264,"mask_h":264}]
</instances>
